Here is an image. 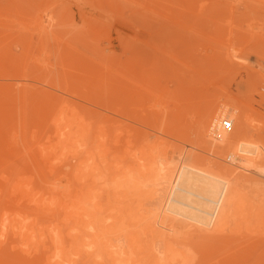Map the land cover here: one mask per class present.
Returning a JSON list of instances; mask_svg holds the SVG:
<instances>
[{
  "label": "rangeland",
  "instance_id": "obj_1",
  "mask_svg": "<svg viewBox=\"0 0 264 264\" xmlns=\"http://www.w3.org/2000/svg\"><path fill=\"white\" fill-rule=\"evenodd\" d=\"M12 1H14V0H12ZM12 1L11 0H8V1L7 0H0V9H1L0 11L2 12L0 14L4 18L5 13H7V11H8L7 14H9L10 17L6 14L8 17L4 18V20L7 21V20L11 19L9 21V23L6 22L7 24H10L11 26H9L7 24L4 25L5 24V21H4V24L0 22L1 23L0 24V157L1 158H4V161L7 160V163L6 164L10 163L9 161H16V160L19 161L21 159L22 160H25V162H26V159L31 162V158L28 159L29 156H28V153L26 152V146L27 145H28V148L30 146L32 148V149L30 148V150L33 151V149L35 150L36 145H39L41 143H44L45 144L46 142H48V136H49V139L51 138L50 139V142H52L51 141L52 138L53 139L56 138L55 137L56 135H53V133L55 132L53 129L54 128L58 129V125H55L54 124L55 119L56 120L61 119V118H59L60 115L59 116L57 115L58 119L57 118H55V119L53 118L54 121L52 120V117H54V115H56L58 111L60 113L61 110H62V113H63V111H65L64 113L66 115L68 113H70L71 114L70 116H72V114H73L72 120H74V117L77 116V114L79 116L80 115L79 113H81L82 115L84 113L87 116L90 113L93 117L95 116L96 119H98L97 117H99V120H100L101 119V117H100L101 115L99 114V112H102V116H103L104 119L102 118L100 121L98 120L97 123L98 122H100V123L102 122L103 123V120H104V123H105L106 122L105 120H110V119H105L106 117L108 118L109 116L110 117H113L114 116L113 117L114 119L111 118L112 119V122L110 120V121L106 122L107 124H104L103 123L104 126L109 125V128L112 129L114 127L113 126V124H114L113 121L117 117V115H114L113 112H115V110L118 109V107H119L118 105L120 103L122 104L123 99H124L123 98L122 101L120 102L119 101V97L118 98H115V99H118V102H119L118 105H116L117 103L115 104V101L113 102V100L111 99V98H114L116 96L115 95L113 97V95H111V94H115V93H111V91H108V92L106 91V90H108L109 87H110L109 90H112L113 86L115 84H118L116 82L113 83L115 81L114 79H116V78H114V75L115 74L117 75V73H118L116 70H115L116 72L113 71L114 68L116 69V66L115 65H117V63H118V60H116V59H118V58H122L123 61H130L133 66L136 65V64H139L137 66H140V64H141L142 65L141 66L142 68L145 67L143 70H140V67H139V70H140V73L139 74L140 75H141V73L143 74V71L146 68H147V72H148V70L152 67L151 68V70L153 69L152 73H154V69L157 70L158 68L159 69H162L163 68L162 71H163V74H165V77H164L163 74L160 75L162 77H160L159 74H157L156 76H157V78H159L158 79L159 82L158 81L157 82L159 84H157L156 82H154V83H156L155 86H154V83H152V85H153V88L152 89H154V91H151V87L148 88L150 90V92H152V94H154V97L155 98L153 97V99H152V97L150 99H147V96L144 95V93H145L144 92L145 91L144 89H143L144 90L143 91L144 93L141 92L142 91L141 89L139 90V88H141V87L144 86V82L145 81L142 83L143 86H142V84H138V82L143 81L142 78L144 76L142 75L143 77H141L140 80H139V77H138V80L136 79L138 82H135V83H137L141 87L140 86L137 87L138 85H136L135 87L138 88V90L134 86L133 87L137 91L140 92V93L138 92L139 93V96H141V93H143V96L144 97L146 96L145 98L147 99V101H145L146 99H144V101L143 100H141V101L139 100L140 102L138 101V99H141V98L138 97V95H136V93H137L136 90L135 91L130 90V89H132V87H131L132 85L131 86L130 85L128 86V83L130 81L127 82V83H125L126 80H127L126 77H125V82L124 83L120 81L122 83L121 85L124 86V84H126L125 86H127V87H124L125 90H126V88H128V91L130 90V92H127V94L128 93H131V91L135 92L134 97L136 96L137 98L135 99L133 97V99H135V101L137 100V103H136L137 105L134 102H132L133 105H131L132 104L131 103V100H133V99H129L128 100V95L125 92H123V93H125V94H123L120 91V94H121L120 97H122V94L123 95H126L125 98L127 99V101H129L127 103V109L128 110H131L132 109L131 112H133V115H132L133 117H131V116L130 117H131V119L133 118L132 119L133 121L130 120V118H127L129 116L128 115H125V114L124 115L128 119L127 121L124 120V119H126L125 117L124 118L117 117L116 120L119 118V119H123V121L121 123H125V121H126V123L129 124L128 122H130L131 123V126L129 128H131L133 130H135L134 128H136V127L139 128V129L142 127V129H141L142 132L141 133H143V131H147V132H150V131L152 132L153 131V133H151V135H150V133H148L150 136L146 133L151 139L154 138V136L152 134H155V135L157 134L156 139H158V141H159L158 136L160 137V140L162 139V136H163V139L165 140V142L167 141L166 139H170V141H174L176 143L178 142L177 144L182 143V145L179 144L180 146L179 147H176V145L173 144L174 142H171V145L176 147V148L175 147H171V148H174L175 150H177V148H178V150L182 154V156H184L185 153H188L189 154L190 151H193V150H190V146H191V143H192V139L194 140V134L192 132V130L194 128L192 129V127L190 125H192V126L195 125V121H196L195 118H197V115H199V117H200V112H201L200 111V109H201L200 107H203V106H200V105L206 104V103H203V101L206 102V100L208 101V99L212 100V96L209 97V95L212 94V93L209 94V92H211L210 90L213 88L212 85H209V87L208 86H204V87L198 88V89H200V91H202V90L206 91V92H204V91L203 92H200L199 90H197V93L198 94L196 93V91H194V90H192L190 88H193L191 86L195 82L199 81L203 77V74H205L204 72H207L210 69H211V71L214 69V71L212 72L213 73V76L215 75L214 77H216V80L217 79L219 81L222 80L221 82H223V84L226 83L227 86L225 84L224 85L227 88L231 84L232 87H229V88L230 89L232 88L234 91H232V89L229 90V88H228V90L231 92L230 94L233 97V99L236 98L237 100H241L249 108H252L253 111H251V109H250V113L252 112L251 115H252L253 118H251V119H253V120L250 119V121H252V122L249 121V123H251V127L252 126H255V127L258 128V126H261L260 124H262V122H264V65H262V63H264V0H41V2L39 4L35 5L36 8H37V6H40V9H41V12H40V14L38 16V17H40L39 18V22L41 24H43L44 26L47 27V34H43L41 36H40V33L37 30H35L34 25H32V22L33 21H32V18H31L32 16L35 15V13H36V11H37L38 8L37 9L36 8L34 9V5L33 6L31 5L32 7H30V5L27 4L28 7H30V9H28L29 10L28 11L27 8H26L27 5L23 8V6H24L23 5L24 3H22L23 0H21V3L18 2V1H20V0H18L17 1V5L21 7V8H19V7L18 8L20 9V11L22 9V12H18V9L15 10V11H13L12 8L13 9L14 8L16 9L17 5H15L16 4L15 1L13 2V4H14L13 5L12 4ZM48 1L51 4H46L45 5V3H48ZM8 4H12V5H10L11 7H9ZM41 4H42V6H41ZM3 8H5L6 10H4ZM10 8H11V10H10ZM25 8H26V10L24 11L23 9H25ZM33 10H35V13L34 14H33V12H31ZM9 11H10L11 15H10ZM16 11H17V13H15ZM23 11L26 13V15L25 14H22L21 16H25L24 18H27L28 20L27 19H24L23 17L20 16V13H24ZM3 12H5V13H3ZM31 14H32V16H31ZM27 15L28 16L30 15L31 17L29 16L30 17L29 18V17H27ZM17 16H19L20 18L17 17ZM142 17L145 18V19L147 18V19L144 20ZM3 18L0 16V20L1 21L3 20ZM6 30H8V31H6ZM2 32H4V33H2ZM144 53H145V55L147 54V58L148 59H146L145 56H144V59H146V60H143L142 59L143 56H141V61L138 60L137 58H140V55H142V54L144 55ZM191 54H192V56H190ZM184 56L186 57V59H185ZM227 56H229L231 58V61H232V62L230 61L231 62V65L229 64L230 62L228 61L229 59L227 58ZM183 57H184V59L182 60ZM105 58H107V59H105ZM101 60H105V61H101ZM186 62H187L188 65L186 64ZM225 62H228V63H225ZM134 63H136V64H134ZM92 64H96L99 67L100 70L98 69V67H96V65H92ZM232 64L235 65V66H232ZM237 64H238V69L236 68V65ZM172 65H174L175 68H173ZM178 65H179V67H178ZM180 65L183 67L182 72H181V70L178 69V68H180ZM191 65H194V67L191 66ZM220 65H222V67ZM92 66H94V67H92ZM110 66H112L114 68H112ZM219 66H220V68H219ZM166 67H168V68H166ZM184 67H185V71L186 72L184 71ZM196 67H197V69H196ZM198 67H199L200 70L198 69ZM231 67L232 68L235 67L236 70H239L237 72V75H236V72H234V71H236V70H234L235 68L232 69ZM240 67L242 68V70H240L241 69ZM105 68H107V69H105ZM194 68H195V70H194ZM221 68H222V70H225V71H223V74L226 72L224 74V76H223V74L220 73V75H219V73H218V72H220L219 70ZM134 69H136V68H133V70ZM86 70H89V71H86ZM176 70L177 71H180L181 75H180L179 72H176ZM164 71H167L168 73L167 72H164ZM199 71H201V72H199ZM211 71H210V74H211ZM114 72H115V74H114ZM147 72L144 71V73H145L144 75H146ZM111 73H113V75ZM149 73H150V71H149ZM157 73H160V72H157ZM85 74H88V76L85 75ZM94 74H96L95 75L96 76L95 78H96L97 81L95 80L94 76L92 77V75H94ZM100 74L104 77L103 79H101L102 76ZM106 74L107 75H110V76H113V77H108L110 79V80H108ZM131 74H132V72H131ZM185 74H188V76H185ZM206 74H208V73H206ZM89 75H90L91 78L89 77ZM136 75H135V78H137ZM140 75H137V76H140ZM118 76L119 75H117L116 77L117 78H120ZM147 76L148 75H146V77ZM154 76H155V73H154ZM168 76H169V78H168ZM70 77H71V79H70ZM98 77H99V79H101L100 81H98V79H97ZM132 77L133 76H130L129 78L131 79ZM146 77H144V79ZM149 77H150V74H149ZM171 77H172V80H171ZM175 77H176V79H175ZM67 78H68V80H67ZM72 78H74V79H72ZM105 78H107V79H105ZM122 78H124V76ZM187 78H189V79H187ZM78 79H80V83H78V81H79ZM195 79H197V81H195ZM88 80H89L90 83L88 82ZM133 80L135 81V79H133ZM151 80H153V78ZM189 80L193 81L192 82V85H190L191 82ZM116 81L119 82V80H116ZM148 81H150V80H148ZM162 81H163V84L165 86L162 84ZM170 81H172L173 83L170 82ZM186 81H189V82H186ZM67 82H68V84H67ZM107 82H109L108 83L109 86L107 85V87H106ZM185 82L186 83H189V84H186ZM94 83H95V85H94ZM110 83H112L113 85L112 84L110 85ZM78 84H80L81 86L78 85ZM101 84H103V85L105 84V85L102 86ZM129 84H133L134 85V83H129ZM148 84H151V83H148ZM148 84H146V85L148 86ZM161 84H162V86H161ZM203 84H204V82H203ZM89 85H91V86L93 85L92 86L93 88L91 86H89ZM173 85H175V86H173ZM177 85H178V88L181 89V90H179L176 87ZM94 86H95V88H94ZM96 86H98L100 89L98 87H96ZM116 86L117 85H115V87ZM157 86H158V88H160V90H158V92L156 93L157 90L155 88ZM163 86H164V88H163ZM170 86H171L172 89L175 87L173 89V92H171L172 89L170 88ZM167 87H168V89H167ZM89 88L92 89V90H89ZM96 88H98V90L99 91L101 90V91L99 92ZM119 88H121L120 85H119ZM119 88H117L118 89L116 91L117 93H119ZM145 88H147V87H145ZM182 88H184V89H182ZM102 89H106V90H104L105 92H103L104 94H102ZM148 89H146V90H148ZM164 89L168 90V92L166 90H164ZM94 90H96L97 93ZM120 90H122V89H120ZM81 92H83V93H81ZM133 92H132V95H133ZM199 92H200V94H199ZM94 93H96V94H94ZM105 93H106V95H105ZM176 93H178V95ZM152 94L149 95V96H153ZM206 94H209V95L205 97ZM129 95H130L129 97H132L131 94H129ZM169 95H170V98H173L175 101H173V99L171 100L169 98ZM176 95H177V99L175 98ZM159 96H160V98H159ZM191 96H193L194 98L192 99ZM179 97L182 98V99H180ZM204 97L207 98V99H205ZM88 98L89 99L91 98L90 99V102L88 101L89 100ZM108 98H110V100L112 102ZM178 98H179V100H178ZM213 98H215V97H213ZM151 99H152L153 103H154V101H156L155 102L156 104L151 103V101H150ZM156 99H158L159 102ZM103 100H105L107 102L104 103L105 101H103ZM170 100H171V102H170ZM181 100H183L182 101L183 103L181 102ZM189 100H191V101H189ZM97 101H100V102L102 101L101 104L103 105V103H104L105 106L104 105L103 106L99 105L100 103L97 104ZM229 101H231V100H228L227 103L230 104ZM92 102H93V104H92ZM73 103H75V105ZM94 103H96L98 106L95 105ZM112 103L115 104V109H114V106H113L114 104H112ZM125 103H126V101L123 104H125ZM139 103H141V106H140ZM143 103H145L144 104L145 106L142 105ZM179 103H180V105H182L181 106L182 108L179 107L180 105L179 106L177 105ZM191 103L193 105L194 104L195 105L197 104L200 109L197 107V105L196 106L195 105L193 106V105H191ZM107 104L109 105V108L107 107L108 106ZM129 104H130V107L133 106L132 108L129 107L130 109L128 108V105ZM157 104H160V107L159 108L157 107L158 106ZM161 104H163L162 105L163 108L167 104L164 112L162 111L163 109L161 107ZM231 104H232V101H231ZM82 105L85 106V109L83 108ZM110 105H112L113 107L110 106ZM125 105H123L121 107H123L126 111H128L124 107ZM154 105H156L157 110H159V111L161 110L162 111L160 113H163L164 114V115L162 114L160 116L162 118L164 117L163 119L158 117L159 116V111L157 112L156 107L154 108ZM87 106H88V108H86ZM116 106H117V108H116ZM192 106L194 108L195 107L196 108L193 110ZM110 107H112V108H110ZM141 107H144L145 109L144 108H141ZM146 107H147V109H150V107H151V109H153V108L154 109L153 110L150 109L151 110L150 111V110H146ZM185 107L188 110H189V108H190V110L192 109L191 110L192 113L190 112L191 113L190 114L188 112V110H186L187 112L185 111V113H184L182 110H185L184 109ZM74 108H76V109H74ZM81 108H83L82 110L84 112H81ZM139 108L144 109V110L141 111V109L139 110ZM170 108H171V110H170ZM97 109L99 111H97ZM106 109H108V110L110 109V110L108 111ZM121 109L119 107V111ZM135 110H137V113H138L137 115L139 117L138 116L136 117V115H134V114H136V111ZM167 110H168V112L171 111V113L167 114L168 112H165ZM172 110L174 111V113H178L177 114L178 122H177L176 118L173 119L174 117H176V115L174 113H172L173 112ZM197 110L200 111V112H198ZM116 111H118V110H116ZM124 111H122V112H124ZM147 111H148L149 114L146 113ZM104 112L107 113V114H105ZM140 112H142V113H140ZM64 113L62 114V115H64L63 117H66L67 118V116L69 114L66 116ZM125 113L127 114L128 112H125ZM129 114H131V113H129ZM140 114H141V116L143 114H146V116L143 115V116H145L144 119H143V116H142L141 122H143V123H141V122L138 123V121H140V119H141ZM150 114H151V117L149 119L148 116H150ZM173 114L175 115L174 117H173ZM179 114H181V115L185 114L186 117L187 116L188 117L186 118L183 115L184 116L183 117V121L180 122L179 119L181 118L180 117L181 115L179 116ZM195 114H196V116H195ZM96 115H98V116H96ZM169 115H171V116H169ZM78 116H77V118L75 117V119L78 120V118L81 115L79 117ZM60 117H62V116H60ZM84 117L85 116H83V118ZM154 117L155 118L158 117L160 120L158 118L157 119H153ZM66 118H63V119L66 120ZM81 118H82V116H81ZM87 118H85L86 121L88 120ZM151 118L153 120H155L154 122L152 121V124H151V120H152ZM168 118H170V119H168ZM171 119H173L175 121H173V120L171 121ZM192 119H193V121L190 122ZM197 119H199V118H197ZM65 120H63L62 122H64ZM67 120H68V118H67ZM69 120H71V117L69 118ZM72 120H71V123H73ZM77 120L75 121V123L77 122ZM82 120H84V119H82ZM89 120L92 121V122H94L93 119L91 120V118ZM118 120H117V123H119V124H116L115 123V125H116L115 127L116 128H117V125L119 126L121 124L120 123L121 120L119 122H118ZM136 120H137V122H136ZM156 120H157V122H159L161 120H164V121H162V123L164 125H162L160 122H159L160 123V125H159V123H157ZM167 120L168 121L170 120L169 121L170 123ZM180 120H182V119H180ZM66 121H65V124H66ZM80 121L78 120V124L81 123ZM86 121L85 120L83 121L84 122L83 125H85V123L88 125V123ZM144 122H146V123H144ZM164 122H166V124ZM174 122L176 124H174ZM186 122L187 123L190 122V124L189 123L187 124ZM67 123H68V121H67ZM71 123H68V124H71ZM75 123L71 124L72 126L71 125L70 126L73 127V125ZM97 123H96V125H97ZM111 123H112V126H111ZM136 123H138V124H136ZM149 123L151 124V126H148ZM156 123H157L158 126L153 125V124H156ZM168 123H169V126L171 128L167 127L168 126ZM171 123H173L175 126L173 124H171ZM61 124L63 125V123H61ZM139 124H141V125H139ZM144 124H145L146 127H144ZM83 125H80L79 124V126H82V127H84L86 129L87 127H85ZM165 125H167V126L165 127ZM61 126L59 124V128L62 130L64 128V125L62 126L63 128ZM94 126H95V123H94ZM163 126H164V130H163ZM185 126H187V127L189 126L188 127L189 129L186 128ZM249 126H250V124H249ZM100 127L101 126H99L98 130H95V128H94V133L93 134H95V132H97L96 135L99 134L98 131H100ZM115 127L113 129H116ZM124 127H128V126L124 125ZM151 127L152 128L157 127L156 129H158V127H159V130H157V131H156V129H154L155 131L154 130H151L152 129ZM92 128L90 127V129H92ZM107 128L108 127H105L104 129H107ZM167 128H169V129H167ZM60 129H58V130H60ZM65 129H67V131L70 130L69 128H66L65 127L63 129V131ZM88 129H89V127H88ZM104 129H103V131H104ZM143 129H145V130H143ZM160 129H162L166 134L164 133V135H161V134H163V132L161 134L158 133V131L159 132L162 131V130L160 131ZM45 130L47 132L46 135H45ZM71 130H73V128H71ZM78 130L79 129H77L76 132H78ZM80 131H79L78 134L76 132L75 133L77 135L83 133V132L80 133ZM90 131H92V130H90ZM103 131L102 132L100 131L101 134H104L105 133ZM105 131L109 132L111 130H105ZM113 131L114 130H112V132ZM122 131L125 132V130H122ZM130 131L131 130H129V132ZM177 131H179V133ZM184 131L186 132V135H188V136L184 135V133H185ZM49 132L54 137L51 134H49ZM134 132H136V131H134ZM114 133L116 134L115 131H114ZM125 133L128 134V132H125ZM169 133H171V135H173V137L170 136L171 137L170 138L169 136H167V135H170ZM176 133H178V134H176ZM54 134H57V133H54ZM93 134H92V136L94 137ZM108 134L109 133H107V135ZM129 134H131V133H129ZM139 134H140L139 132L138 133H135V135H138L139 137H140V135L141 136L143 135V134H140V135ZM144 134H145V132H144ZM44 135H45V137H44ZM50 135L52 137H50ZM96 135H95V137H96ZM107 135L105 134L103 137L101 135H98V136L101 137V138H103L104 140L105 139H108L109 140L111 138L112 134H109V136H110L109 138L107 137ZM89 136H90V132H89ZM98 136H97V139L96 138H93V137H90V138L96 139V140H94V142H91V143H90V141H92L93 139L91 140L89 138L90 141H88V138H87V140H85V142H84V141H82L83 138H82V140H80L81 138H79V140L82 141V142H80V144L81 143L82 144L83 143L87 144L86 141H88L90 143V145H89L90 149L89 150L93 151L94 147H96V146L98 147V144H95V142H99L100 141V140H98L99 139ZM123 136H124V133H123L122 137ZM151 136H153V137H151ZM104 137H106V138H104ZM133 137L135 138V136H133ZM164 137H166V138H164ZM191 137H192V139H191ZM112 138H113V136H112ZM126 138H129L130 139L132 137L131 136L128 137V135H126ZM134 138H132V139H134ZM143 138H142V140L141 139L140 140L143 141ZM146 138H147V136L145 137V139ZM173 138H174V140H173ZM177 138H182V139L176 140ZM186 138L187 139L189 138V139L187 140ZM103 139H101V141ZM156 139H155V141L154 140L153 141L156 142L157 141ZM36 140L38 142H41V143L38 144V142H37L35 144L34 142H36ZM40 140H42V141H40ZM112 140L115 141L114 138ZM112 140L110 139V141H109V142H111L110 144H112ZM134 140H131V141L133 142ZM136 140H138V141H136ZM136 140L135 141L138 142V146L141 145V147L139 146L140 147L139 149H141L142 146H143V149H141V150H144L145 152L148 151L147 153H145V156L146 157L143 159V161L141 160L142 162H144L145 160H147L149 158L147 156L150 155L149 152H150V149L152 150L153 145H154V147H153V150L152 151H153V153H155L154 151H156V149L154 150V148H157L163 142L162 140H161V143H159L157 141L156 143L158 145H156L154 142H152L153 145L150 144L149 145V148H148V143H149L150 140L148 139L149 141H147V139H146V141L148 143L146 141H144V143L145 142L147 143V148H144V145L145 144H143V142L140 143L139 138L136 139ZM186 140H187V142H186ZM190 140H191V142H190ZM183 141H185L186 143L184 144ZM53 142H57V139H55ZM103 142H105V141H103ZM109 142H107V143L105 142V145L102 144L103 147L101 149H98V150L96 149L97 151H100V153H101V154L100 153L98 154L99 157L100 156L102 157V158L100 157V160L101 161L103 159H105V156H106L105 161L109 157V154L108 153H106L108 156L106 154H103L106 151L105 152H101V151H104V150H108L109 149V146H110ZM132 142H130V143H132ZM136 142L135 143L133 142V145L136 144ZM32 143H34L35 146L32 145ZM168 143L170 144V142H168ZM24 144L26 145L25 147H24ZM46 144H48V143H46ZM78 144H79V142H78ZM91 144H94V146L91 145ZM108 144H109V146H108ZM187 144H189V148H187L188 147ZM136 145H135V147L137 148L138 146H136ZM166 145L167 144L161 145V146H159V148L161 149L162 146H165L163 148V149H165L166 148ZM40 146H42V145H40ZM46 146H43V147H45V149H46ZM100 146L101 145H99V147ZM105 146L108 147V149H105L106 148ZM183 146H184V148H182ZM89 147L87 146V150H88ZM114 147L116 149V146H114ZM77 148H79V147L77 146ZM111 148H113L112 145L110 146V149L109 150H111ZM133 148H132V152L131 153L129 152L128 154L131 155L134 152L133 150H135V153L138 152L137 154H140L139 152L142 153V151H139L138 148L137 149L136 148L133 149ZM159 148H157V149H159ZM192 148H193V144L191 146V149ZM115 149L114 150H111V151H113V152L114 151H117ZM117 149H118V146H117ZM124 149L125 148H123L122 150H124ZM128 149H129V147H128ZM146 149H149V150H146ZM188 149H189V152H187ZM185 150H187V151H185ZM50 151L52 152V150H50ZM57 151L59 152L58 149H56V151H53L52 152V155L53 156L57 155ZM88 151H87V153L88 154H91ZM128 151H131V150L129 149V150H127V152ZM33 152H35V153H33ZM33 152L32 153L34 155H33L32 160L34 161L36 159V157L39 158V156H38L39 155V152L37 153V149L35 151H33ZM96 152H94V153H96ZM157 152H158V150H157ZM228 152H226V154ZM135 153L133 155H136ZM153 153H152V155H153ZM156 153L154 154V161L155 162H158V160L160 159V154L158 153L159 155H157V157H158L157 158L155 156ZM88 154L85 153V155H87V157H89ZM102 154H103L104 157L102 156ZM128 154H127V156H128ZM142 154H144V152ZM146 154H148V155H146ZM111 155H112V153H111ZM114 155L116 156V153ZM140 155H139V157H137V159H136L137 161H140V158H141ZM58 156H59V154L57 156H55V157L58 158ZM95 156H96V154H95ZM95 156H93V159L95 158ZM112 156H110V159L111 160L112 159H115L114 158L115 156H113V158H112ZM129 156H128V158L130 160V157ZM161 156H162V153H161ZM55 157L54 158L53 157H50V158H53V159H51V160H53V162H54V159H56ZM132 157H133L132 159L135 158L134 156H132ZM18 158H20V159H18ZM38 158L35 160L34 163L33 162L31 163V166H30L31 169L29 168V166L27 165V163L25 164V167H23L24 166V163L23 162H17V161L15 162L16 164H18V166H20L22 164V167L20 166V169H19L23 173V177H21V179L27 180L29 177H32V181L35 182L36 181L35 180L36 177H38L36 175H40L39 172L43 173V175L41 174L40 177L42 176L41 178H43V179L45 178L46 181L43 180V179H40V178H39L40 179V181H39V179L37 178L38 181H36V182H38V183H35L33 185V186H35V185L37 186L38 185L37 188H40L41 187L40 188L41 190L38 189V193L37 194L38 195L40 194V197L41 198H44V196H45V198H47L46 197L47 194H48L47 196L49 197V195H51L50 193H54L55 192V195L56 194H59V195L56 197L54 194H52L51 196L56 197L59 203L57 202L56 198L54 199L52 197L55 200L54 201V204H55V202L57 203V204H55L53 206H57L58 204L60 206L61 203L62 204L64 203L65 207H64V205H62V207L64 208V210H66V209L69 210L70 208L67 207L68 206L67 204L70 203V200L73 201V198H72L73 195L72 194L75 193L74 186H75V184H77L76 187L79 186L80 184L78 185V182L80 183V181L78 179H76V178H74V179L72 178V180H70L71 178H69V179L67 178L68 180H66L61 175V173H59L60 170H58V169H61V165H59V164L57 165V171H59V172H57V171L56 172H53L54 175H55V177H54L53 173L49 171L48 166H46L47 163H48V161H47L46 164L44 163V161L41 163L39 161V160H41V158L40 159H38ZM60 158H63L62 160H64V157H60L59 156V158H58L59 161L61 160ZM138 158H139V160H138ZM95 159L93 161H96ZM110 159H109V161H110ZM132 159L130 160V162H132V163L129 162L128 164L129 165L133 164V165H131L132 167L133 166H136L135 164L138 165L139 162L134 163L135 162L134 161L135 159L134 160H132ZM37 160L42 164V165H40V168H41V170H43V172L40 171V168L37 166V165H39V164H37ZM48 160H50V159H48ZM100 160L96 161V163H99ZM129 160H127V161H129ZM89 161H91V159ZM101 161H100L101 165L99 164L100 165L99 167L103 166V168H104V165H106L105 166L106 167L105 169L108 170V166L109 165L107 166V164H110L111 162L110 163L107 162V164H106L105 161L103 160V164L104 163L105 164L102 165V162ZM112 162H114V160ZM43 163H44V165H43ZM114 163H112V164H114ZM13 164H14V162H13ZM13 164H11V165L9 164V165L4 166V169H6L5 167H8V169H10L11 168L10 166H13ZM16 164H14L15 165V169H18V166L16 167ZM33 164H35V165H33ZM3 165L2 166L0 165V166L3 168ZM43 166H45L46 168H44ZM13 167H12V170L11 171L6 169L8 172H6V170L5 171L3 170L4 171L3 172L2 171V168L0 169V171H2V172H0V174L2 173V175H3V176L1 175L2 176L1 177V180L2 179L4 180V181H1L0 180V185L2 187V188L1 187L0 188L3 189V190H5V191H7V189H9L10 186H11V184L9 185V183L10 182L12 183L14 181V180L10 181V179L12 178V176L14 174L16 176V173L13 172V169H14ZM111 168H114V167L112 166ZM111 168H109V170ZM101 169H102V167H101ZM105 169H103V171L101 170V174L102 173L104 175L106 174L105 175V178L102 177L103 178L102 179L101 178V176H102L101 174H99V175L97 174L98 176H96V177L98 179L95 178L96 181L99 180L97 183H98V185L101 184L100 185L101 188L103 186H104L103 189L106 188L103 191V194H106L108 196V197L105 198V195H103L101 193L102 190L101 191L97 190L98 192H100V194L97 192L100 195V197H98V198L102 202V204H101L98 201V204H99L98 206L100 207V209L106 208V209L103 210L102 213L104 214V212H105L106 214H104V215L107 216V217H109L110 211H111L112 208L109 209L110 211L108 210V208L109 207H114L115 204L117 203L116 204V207H114L115 209H112V211H111V215L113 214V211H114V214H113L114 217H117V218H118V216L121 217L122 212H123V214L124 213L126 214V212H127L126 211V208L127 207H129L130 210H131V208L133 209V212L132 213H134V210L136 212H138L139 209H141L143 211H144V209L145 210H148L149 211V216H150L151 215L150 214L151 211L148 208L149 205H150V203H149V205L147 207L148 209H146V206H145L147 204H144L143 205L144 206V209H143V207H140L141 204H142V202L143 203L144 202L148 203L149 201L145 199L146 198L145 195H142L141 194V196H144V198L143 197L141 198L140 195H138V194H140L137 191L138 189L137 190L134 189V191H132V193L131 192L130 193L128 192L131 195H133L134 193H138L137 195L140 197V200H138L140 202V204H138V205H140V206H138V209L137 210H136V208H137L136 205H132V204H135V201L133 203V200L134 199L133 198H130V197H129L130 199H133V200H131V202L129 201V199H126L127 201H125L124 199L121 198L122 199L121 200L120 197L117 196L118 200L117 201L115 200L116 201V203H115V201H114L115 195H113L114 192H113V194H111V192H110L111 190L110 189H111V187L114 188V186H116V184L115 185L112 184L111 187L109 186V184H110L109 181L112 182V180L114 179V174L112 172L113 170H111V172H109V174H108V171L105 170ZM135 169H137V168H135ZM38 170H39V172H38ZM100 170H98V171L100 172ZM9 171L12 172V174H10ZM15 171L18 172V170H15ZM104 172H106V173H104ZM8 173H9V176L10 177L7 176ZM137 173L135 172L134 174H137ZM18 174H17V176H18ZM107 174L108 175L111 174L112 176L110 175V177H112V178H110V177L107 178V176H108ZM51 175H52V177H51ZM5 176L7 178H5ZM17 176H16V178H17ZM24 176L26 178L27 177L28 178L25 179ZM137 177L142 178L140 175L139 176L137 175ZM16 178H14V179L16 180ZM53 178H55V179H53ZM99 178H101V179H99ZM58 179L61 180V181H59ZM104 180L106 181V183L108 185V186L106 185V187H105V185L102 186V184L105 182ZM138 180H140V179H138ZM141 180L143 181V179H141ZM7 181H9V182L7 183ZM18 181H19V179H18ZM57 181H59L60 183L62 181L66 182V183H62V185H64V184L66 185L67 184V181H68V185H71L69 183H72V181L74 182L73 183L74 186L71 185L73 188L71 186H68V185H66V187H65L66 188V191H68V190L70 191L68 193V195H67V193L66 194L65 193L64 194H60L59 193V191H58L59 190L58 189L59 187L58 186H60V185L57 183ZM153 181H154L153 175H149V177H146V175H144V182L145 183H148L149 182L151 184ZM15 182H17V180ZM53 182H55V183H53ZM99 182H103V183H99ZM4 183H7L6 184L7 186ZM46 183H48V184H46ZM50 183H52V184H50ZM149 183H148V185H149ZM50 186H51V188H50ZM52 186L53 187H58V188H56V189L54 188L53 189ZM46 187L47 188L49 187L48 189H51V190L46 189ZM80 187H81V185L79 186V189H80ZM107 187H109V189ZM147 187L150 188L151 186L149 185ZM42 188H43V190H42ZM62 189L64 190V187H62ZM62 189H60V192L61 193H62V191H61ZM144 189L146 190V188H144ZM113 190H115V188ZM41 191H42V194L39 193ZM107 191H108V194L106 193ZM70 194H71L72 197L70 196ZM65 195L68 198H70V199L69 200L67 198L65 199V197H66ZM110 195H113V198L114 199H111V201L109 200V202H108L106 200L108 198H112V196H110ZM137 195H136V197H137ZM102 196H104V197L101 199ZM58 197H60V199ZM47 199H49V198H47ZM63 199H65V201H67V203L65 201H63ZM137 199H139V198L137 197ZM47 201H49V200H47ZM72 201H71V203H72ZM104 201H105V204L107 203L106 204L107 205L106 207L104 206L105 204H103ZM122 201L124 203L126 202L127 204H123ZM138 201H136V202H138ZM113 202L115 203V204H113L114 206L112 205ZM118 203H120V205ZM87 205H89V204H87ZM117 205H119L120 209L117 208ZM124 205H126V208H125ZM91 206H89L88 209H92V208H90ZM102 206H103V208H101ZM121 206H122V208H121ZM151 206H152L151 210H153V207L155 206V204L153 203V205H152V203H151L150 207ZM34 207L35 206H33V205L30 206V207L27 206L28 212L31 211L32 214L34 213L33 216H32V214H28V216L29 215L32 216L31 219L34 218L33 220L35 222H36L35 219H37L38 221H46V220L49 219V217L42 218V216H39L38 213H36L34 211ZM57 207H54L53 209L51 208V210L53 212H55V213H60V212L61 213H64V210L61 207H60V209L63 210V212L62 211H59L60 209L58 210V212H57V210L54 211V209L55 208L57 209ZM123 208H125V210H123ZM129 208H127V210ZM117 209H119V211ZM121 209L123 211H120ZM106 210H107V212L109 211L108 214H107ZM116 210L118 211L119 214L117 213ZM52 211H49V212L52 213ZM140 211H139V214H142L143 211H141L142 213H140ZM148 211H146V213L144 212L145 213V217L148 215L147 214ZM120 212H121V214H120ZM129 212H131V211H129ZM136 212L134 213V215L132 213L130 214V215H132V220L131 221L133 223H135V226H137V224H138V226H140L139 227L140 232H139V230L138 231L137 230H134V227L135 226L132 225L133 223H131V225L129 223H127V220L126 219L128 218V221H129V217H130V216H128L129 215L128 212H127L126 215L125 214L122 215V217L123 216L124 217L127 216V218L126 217L125 218L123 217L126 220V222H124V224H125V227L126 228L129 227V226H131V228L130 227L127 228L128 230L125 229L124 225H122L121 222L118 223V224H114V229L116 228L115 230L116 231L119 230V232H116L115 231L114 234H112L113 237H115V235L116 236L117 235L119 236V235L123 234L124 231L125 232L130 231L131 233L128 232L129 235L127 233H125V232L124 233L127 234L128 236L132 237V238H129L125 234H124V236H126L127 238H122L121 236H123V235H121L119 237L117 236L118 240H120V242H123L124 241V244L125 245L128 243V242H126L127 240H125V239H128L129 238V242L132 245V247H131L130 246V243H129V245L127 244L126 246H124V244H123L124 249L126 251L124 254H126V256L124 258L123 257L124 254H123L121 256L122 257L121 260L122 261H125V260L128 261L127 259H129L130 258L129 256H131L132 261H134V259L136 260L133 264H136V262H138L137 264H139L140 261L142 262L141 264H156L158 262L160 264H165V263L168 264L169 262H165L167 259H164V257H163L164 254L157 255V256H159L158 257L159 260H155L156 257H154L155 258L154 259L155 261L154 260L151 261L153 258H147L148 255L146 253L148 251L152 250L153 245L156 243L155 241L158 242V240H155L156 239L155 238V239H153V242H150V241H152V239L149 237L151 240L149 239V241L148 240L147 241H148L149 244L152 243V245L150 244V247H152V248L149 250L148 248H150V247H149L148 243L146 244V241H145V239H146L145 237H148V235H146V234L143 235V233L146 230L144 231L145 227H144V229L141 227L142 226L141 223H143V221H142L143 219H141V217L144 216V213L141 215V217H140V215L139 216L137 215V217H136V215H135V214H137ZM9 214H11V213H9ZM103 214H99V219H100L99 220V222H100L99 225L100 226H104V225L107 226V224L108 223L110 224L111 222L106 221V219L102 220L105 217V216H103ZM133 216H135L137 219L135 217H133ZM123 218H122V220H123ZM58 219L60 220V217L58 215L54 217V220H58ZM130 219H131V217H130ZM134 219L137 220V221L135 220L137 223L134 221ZM138 220H140V224L141 225L138 223L139 222ZM109 221H111V220H109ZM55 222H57V221H55ZM66 223H68V222H66ZM239 223H240V221H239ZM69 224H65L66 225V227L64 226V228H65L64 231L65 232H67L68 229L72 227L71 222ZM240 224H241L240 227H242V223H240ZM67 225H69L71 227H69V226L67 227ZM126 225H128V226H126ZM231 225H229L228 228L231 227ZM120 226L124 227V229L121 228ZM237 227H239V226H237ZM254 227L255 226L252 227L253 229L252 228H247L246 232L244 231L245 229H243V227H242L241 229L243 230V233H240L241 232L240 230H236V231H238V233L240 235L241 234H242V236L245 235L241 239L239 237V239L241 241L240 240L239 241L237 240V237L238 236L235 238L238 241L237 244L239 245V246L236 245V247L238 246L240 248H243V250L244 249L245 250H244V252H242L243 250L241 251L239 248L234 247L238 251L240 250L241 253H242L241 255L244 256V258L243 257L241 258L240 257L241 255H239V258L240 259H238V260H240V262L235 261V260L233 262V261L230 260L234 264H264V251H262V250H264V245H262V244H264V238H262V237H264V233H262V232H264V229H262L264 227H262V228L259 227V229L256 228V227L254 228ZM66 228H68V229H66ZM118 228H120V229H118ZM114 229H113V231H114ZM136 229H137V227H136ZM236 229H238V228H236ZM230 230H232V229L229 228V233H230ZM260 230H262V231H260ZM226 231L228 232V230H226ZM226 231H225V235H227V234L229 235V233H226ZM253 231H254V233H253ZM132 232L135 235L132 234ZM233 232L235 234H237V232H235V231H233ZM247 233H250V235L248 234L250 237L247 236ZM131 234H132V236H131ZM136 234H140V235H138L139 238L138 237H136V238L140 239L141 241L140 240H136V238H134L136 236ZM141 236H142V239H144L145 243L140 238ZM231 236H232V234H231ZM231 236L230 237L229 236H226L225 237L226 240L225 241L223 240L224 243L228 240V238H230L231 241L233 242L234 238L232 240ZM235 236L236 235H233V237H235ZM256 237H258V238H256ZM119 238H122V240L119 239ZM37 239L38 238H35V239L33 238V241H31L32 240V238H31V240H29L27 242L24 240L27 243V246H25V247H23L21 245H20V247L19 246L13 247L12 244H8V243H10V240H8V243L6 242L3 246L0 245V252H1L0 253V257H1V261L2 262L4 261L3 264H5V263L6 264H28L29 262H30L29 264H43L42 260H43V258L45 256V255H43L44 254V250H45L44 249V246L47 245V244H45V242L46 243L49 242V239L46 237L47 240H43L44 242H42L40 240L41 238L38 239L39 241ZM43 239H45V238H43ZM192 239L194 240V238H192ZM179 240L180 241L181 240L184 241V238L183 239L180 238ZM179 240H177V241L175 240V241L176 242H179ZM36 241H38V244H37ZM40 241L42 242V245L39 244ZM131 241L133 242V244L135 246L138 245V249H137V251L135 253H134L133 250L134 249L136 250V247L132 244ZM135 241H137V242L140 241L142 244L147 245V247H146L147 249L145 247L143 248L144 245H141L140 242L137 244ZM187 241H184V242H187ZM223 241H222V243H223ZM160 242L161 241L159 240V242L157 243V246H158V244L160 245ZM195 242L193 241L192 243L195 244ZM218 242H220V241H218ZM228 242H226L225 244L227 245ZM173 243L175 244V242H173ZM189 243H191V242H189ZM231 243L229 242L228 245L231 244ZM181 244L182 243H180V245H178V247H177V250L179 249V251H178V254L179 255L176 252L177 250H175L177 245L176 246L173 245L175 248H173V250L171 252H167L169 254V256H167V258L171 260V261L169 260L170 261L169 264H176L177 261H178L177 264H195V263H198L199 259L201 261V259H202L201 257L202 256L205 257L204 258L205 261H203V263H198V264H215L214 263L215 261L218 262V263H220L221 261H224V260L218 261V258L219 259H222V258L224 259V256H225L224 264H225V262H226V264H229L227 262L229 261V259L231 258V256L234 254L229 249L230 251H226V252L227 253L230 252V255L232 254L231 256L229 254H228V256H226L224 253H223L224 256L222 255L223 257L217 256L216 255V252H218V250L220 251L221 249H223L220 246L222 245V247H224L223 246L224 244H221L220 246H217L219 244L218 243L215 246H210V252L209 253H208V249H209L208 247H209V245H208V247H207V245L205 246L208 249H205V247L203 248L202 245H201L202 247L199 245L200 247H198V248H199V252L200 253L198 252L199 253L198 254L199 257H196L197 256V253L196 252L190 253L189 255H186V253H188V252H185V250H184L185 253L183 254V251L181 250L183 244L182 245ZM193 244H191V246ZM233 244H232V246H235ZM38 245H41V247L39 246V248H41V249H39V248L37 249ZM127 246L130 247V248L128 247V250H127ZM139 246L140 247L142 246L140 248L141 250H139ZM162 246H163V244H162ZM179 246H181V247L179 248ZM189 246L190 245H187L186 246V243L183 245V247L186 248V249H189L188 248ZM216 246L217 247H220V249L216 248ZM244 246H246L248 249L245 248ZM21 247H23L24 250ZM35 247H36V249H35ZM194 247H195V245H194ZM214 247L216 248L215 250L212 249ZM15 248H16V250H15ZM17 248H18L19 251L17 250ZM196 248H197V246H196ZM201 248L203 249V251L206 250L207 253L204 252L205 253L204 254L205 256L202 253L203 251L201 252V250H202ZM224 248H227V247L225 246ZM234 248H231V249H234ZM27 249H28V251H27ZM130 249H131V252H130ZM190 249H191V247H190ZM190 249H189L190 252H193L194 251V250H190ZM144 250L146 251V253H145ZM237 250H234V251H236L235 253L237 255V256H235L236 259L238 257V254H237L238 251ZM246 250H247V253H246ZM141 251H144V252H142L143 254L141 253ZM180 251L182 252L181 254H180ZM211 251H213V252H211ZM138 252L140 254H142V255H140V257H138V254H139ZM127 253L129 255H127ZM218 253H220V252H218ZM132 254H134V255H132ZM166 254H165V257H166ZM192 254L195 255V258H193V259H196V258L198 259L199 258L198 261L197 260H194L195 261L194 262L192 260V258H189V257H191ZM220 254H218V255H220ZM12 255H14V256H12ZM170 255H171L172 258H169ZM214 255H216L218 258L215 257ZM71 256L72 255L69 256V254H68L66 257H71ZM143 256H145V257H143ZM209 256H210V258H208ZM5 257H6V259H5ZM160 257H162V259ZM187 257L190 260H188ZM227 257L229 258V259H227L228 261H226V258ZM233 257H232V259H233ZM142 258L143 259L145 258L146 261L143 260ZM183 258L186 259V260L184 262H181V261L184 260ZM172 259H173V261H172ZM178 259L179 260L181 259V261H179ZM209 259H210V261L207 262ZM2 262H0V263L2 264ZM233 263H231V264H233ZM79 264H84V263L80 262Z\"/></svg>",
  "mask_w": 264,
  "mask_h": 264
},
{
  "label": "bare ground",
  "instance_id": "obj_2",
  "mask_svg": "<svg viewBox=\"0 0 264 264\" xmlns=\"http://www.w3.org/2000/svg\"><path fill=\"white\" fill-rule=\"evenodd\" d=\"M8 1V0H7ZM12 1V0H11ZM15 1V5H17V1L18 0H14ZM14 1H12V4H13V2ZM24 1V2H23ZM22 1V3H24L22 6H23V8L28 4V5H30V7H32L33 5H34V9L36 8V6L35 5H37V4H39L40 2H41V0H23ZM18 2H20L21 3V0L20 1H18ZM44 2V1H43ZM3 3V2H2ZM26 3V4H25ZM12 4H8L9 5V7H11L10 5H12ZM46 4H51L49 1H48V3H45V5ZM14 5V4H13ZM28 5H27V10L28 9H30V7H28ZM32 5V6H31ZM3 6V5H2ZM41 6H42V4H41ZM6 7V6H5ZM21 8L20 6H18L17 5V7H16V9L14 8H12V10L13 11H15V10H17L18 9V12H22V9H21V11H20V9L19 8ZM49 7V6H48ZM26 8L25 9H23L24 11L26 10ZM38 8V9H37ZM37 11H36V13H35V10H33V11H31V12H33V14L35 13V15L34 16H32V14H31V18H32V25H34V28H35V30H37L39 33H40V36L41 35H43V34H47V27L46 26H44L43 24H41L40 22H39V18L40 17H38L39 16V14H40V12H41V9H40V6H37ZM4 10H6L5 8H3ZM1 10V9H0ZM3 10V11H4ZM8 10V9H7ZM10 10H11V8H10ZM12 11V12H13ZM23 11V12H24ZM29 11V10H28ZM43 11V10H42ZM30 12V13H31ZM0 13H2L1 11H0ZM3 13H5V12H3ZM7 13H8V11H7ZM7 13H5V15L7 14ZM9 13H10V11H9ZM15 13H17V11L15 12ZM22 14H25L26 15V13L24 12V13H20V16L22 15ZM28 14V13H27ZM4 15V18H6V17H8L9 16V14H7L6 16ZM10 15H11V13H10ZM0 16L3 18V16L0 14ZM28 15H27V17H29ZM10 17V16H9ZM12 17V16H11ZM17 17H19V16H17ZM21 17H25V16H21ZM29 17V18H30ZM46 17V16H45ZM4 18H3V20L1 21L0 20V22L1 23H3L4 24V21H5V24L4 25H6L7 23L6 22H8L9 23V21L11 20V19H9V20H4ZM20 18V17H19ZM18 18V19H19ZM57 18V17H56ZM143 18V17H142ZM141 18V19H142ZM8 19V18H7ZM24 19H27V18H24ZM58 19V18H57ZM144 20H146L145 18H143ZM28 20V19H27ZM31 20V19H30ZM16 22V21H15ZM0 23V24H1ZM18 24V23H17ZM23 24V23H22ZM21 24V25H22ZM7 25H9V26H11L10 24H7ZM13 25V24H12ZM20 25V24H19ZM6 31H8V30H6ZM5 31V32H6ZM52 32V31H51ZM50 32V33H51ZM2 33H4V32H2ZM8 33V32H7ZM5 35V34H4ZM3 36V35H2ZM141 56H143L142 57V59L143 60H146V59H148L147 58V54L145 55V53H144V55L142 54V55H140V58H137L138 60H140L141 61ZM144 56H145V58L146 59H144ZM153 56V55H152ZM151 56V57H152ZM187 56V55H186ZM190 56H192V54L190 55ZM189 56V57H190ZM185 57V56H184ZM184 57L182 58V60L184 59ZM194 58V57H193ZM227 58L229 59L228 61L230 62L231 61V58L229 57V56H227ZM105 59H107V58H105ZM185 59H186V57H185ZM188 59V58H187ZM116 60H118V63H117V65H115L116 66V69L114 68V67H112V66H110V67H112V68H114L113 69V71H117L118 73H117V75H119L118 77H120V78H117L116 76V74H115V72H114V78H116V79H114L115 81L113 82V83H118L119 85H120V87L121 88H119V85L118 84H115V85H117L116 87H115V85L113 86V88H112V90H109L110 89V87L108 88V90H106V89H102V94H104L103 92H105L104 90H106L107 92L108 91H111V93H115V94H111V95H113V97L114 98H111L112 100H113V102L115 101V104L116 105H118V99H115V98H118L119 97V101L121 102L122 101V99H123V102H122V104L120 103L118 106L120 107V109L122 110V111H124L125 109L123 108V107H121V106H123V105H125L124 107L127 109V103L129 102V101H127V99L125 98L126 97V95H123V94H127V92H130V90H133V91H135L136 89L138 90V88H136L135 86L136 85H138V84H142L144 81V86L146 85V84H148V83H151V84H148V86L146 85L145 87H147V88H145L144 86H143V84H142V86L143 87H141L140 85H138L137 87H141V88H139V90L141 89L142 91L141 92H143L144 90V95H146L147 96V99H150L151 97H152V99H153V97H154V94H152V92H150V90L148 89V88H150L151 87V91H154V89H152L153 88V85H152V83H154V82H156L157 84H159L158 82V79L159 78H157V74H159V76L161 75V74H163V68L162 69H157V70H155L154 69V73H155V76H154V73H152V71H153V69L151 70V68L148 70V72H147V68L144 70L145 72H147L146 73V75H148L147 77H146V75H144L145 73H144V71H143V74L141 73V75L139 74L140 73V70H143L144 68H142L141 66V64H140V66H137V65H139V64H136V63H134V64H136V65H132V63L130 62V61H123V59L122 58H118V59H116ZM181 60V61H182ZM101 61H105V60H101ZM187 61V60H186ZM184 62V61H183ZM232 62V61H231ZM231 62L229 63L230 65H231ZM100 63V62H99ZM104 63V62H103ZM107 63V62H106ZM131 63V64H130ZM185 63V62H184ZM224 63V62H223ZM225 63H228V62H225ZM101 64V63H100ZM186 64H187V62H186ZM92 65H96V64H92ZM112 65V64H111ZM188 65V64H187ZM137 66V67H136ZM191 66H193L194 67V65H191ZM221 67H222V65H220ZM220 66H219V68H220ZM232 66H235V65H233L232 64ZM89 67V66H88ZM92 67H94V66H92ZM96 67H98L97 65H96ZM103 67V66H102ZM139 67H140V70H139ZM172 67L173 68H175V66L174 65H172ZM178 67H179V65H178ZM182 66L180 65V68H181ZM228 67V66H227ZM132 68V69H131ZM133 68H136V69H134L133 70ZM166 68H168V67H166ZM177 68V67H176ZM180 68H178L179 70H181V72H182V69H183V67L180 69ZM230 68V67H229ZM232 68V67H231ZM235 68V67H234ZM234 68H232V69H234ZM236 68L238 69V64L236 65ZM236 68L234 69V70H236ZM241 68V67H240ZM83 69V68H82ZM92 69V68H91ZM90 69V70H91ZM98 69H99V67H98ZM105 69H107V68H105ZM111 69V68H110ZM196 69H197V67H196ZM198 69H199V67H198ZM216 69V68H215ZM100 70V69H99ZM137 70V71H136ZM165 70V69H164ZM194 70H195V68H194ZM200 70V69H199ZM203 70V69H202ZM227 70V69H226ZM231 70V69H230ZM240 70H242V68L240 69ZM86 71H89V70H86ZM85 71V72H86ZM149 71H150V73H149ZM160 72V73H157V72ZM184 71H185V67H184ZM210 71H211V69L209 70V71H207V72H204L205 74H203V77L199 80V81H197V79H195V81H197V82H195L193 85H192V82L193 81H191V80H189L190 82H191V84L190 85H192L191 87H193V88H190V89H192V90H194V91H196V93H197V90H199L200 91V89H198V88H200V87H204V86H208L209 87V85H212V89L210 90L211 92H209V94L210 93H212V94H206L205 95V97L206 96H208L209 95V97H211L212 96V100H210V99H208V101L206 100V102H204L203 101V103H206V104H204V105H200V106H203V107H198V105H197V107L200 109V111H198V112H200V117H199V115H197V118H199V119H197V118H195L196 119V121H195V125L194 126H192V125H190L191 127H192V132H193V134H194V140L192 139V137H191V139H192V143H191V146H192V144H193V148L191 149V146H190V150H193V151H190L189 152V149H188V151L187 150H185V151H187V152H189V154L188 153H185L184 154V156H182V154L179 152V150H178V148H177V150H175L174 148H171V147H175V146H172L171 145V142H174V141H170V139H166L167 141V143L165 142V140L163 139V136H162V143H161V140H160V137L158 136V138H159V141H158V139H156V137H157V134L155 135V134H152L153 136H154V138L153 139H151L149 136L151 135V133H153V131L151 132H147V131H143V133H141L142 131H141V129H142V127L139 129V128H134L135 130H133V129H131V128H129L130 126H131V123L130 122H128L129 124H127L126 123V121L128 120L127 118H130V120H132L131 119V117H133L132 115H133V112H131V110H128V111H124V112H122L121 110L119 111V107H118V109H116V110H118V111H116L115 110V112H113L114 113V115H117V117H120V118H126V116L125 115H128L129 117H127L126 119H124V120H126L125 121V123H121L122 121H123V119H117L118 120V122L120 121V125L118 126L117 125V128L115 127L116 125H115V123L116 124H119V123H117V120H116V118H115V122L113 121V126L116 128V129H111V128H109V125H106V126H104L103 125V123H104V120H103V123L101 124L100 122H98L97 123V121L99 120V117H97L98 119H96L95 118V116L93 117L89 112V114H88V116L87 115H85L84 113H83V115L81 114V113H79L81 116H82V118H81V116L79 117L78 116V114H77V116L80 118H78V120L81 122V123H79L80 125H83L84 124V120L86 121V119L85 118H87L88 120L86 121L87 123H88V125L85 123V125H83V126H85V127H87L86 129L84 128V127H82V126H79V124H78V120L77 119H75V117L77 118V116H75L74 117V120H72V116H73V114H72V116H70L71 114L70 113H68L67 115L69 116H67L64 112L65 111H63V113L67 116V118H68V120H67V118L66 117H63L64 115H62L63 113H62V110H61V112L59 113V111L57 112V114L56 115H54V117H52V120L54 121V119L55 118H57L58 119V117H57V115L59 116H62L63 118H66V120L68 121V123H71V120L73 121V123H75V121L77 120V122L73 125V127H71L72 125L71 124H73V123H71V124H68L67 123V121L65 120V119H63L62 117H60L59 116V118H61V119H58V120H56L55 119V122H54V124L55 125H58V129H60L59 128V124H60V126L62 125L61 123H63V125H64V128L66 127V128H69L70 130L69 131H67V129H65L64 131H63V125L61 126L63 129L61 130H58V129H56V128H54L53 130L55 131H53L54 133H57V134H54L53 132V135H56L55 137L56 138H52V142H50V139H49V136H48V142H46V143H48V144H44V143H41V142H38L37 140H36V142H34L35 144L38 142V144L39 143H41V144H39V145H36V148H35V150L37 149V153L39 152V158L38 157H36V159L38 158V159H40L41 158V160H39L41 163L44 161V163L46 164L47 163V161H48V163H47V165L46 166H48V169H49V171L50 172H56L57 171V165L59 164V165H61V169H58V170H60V172L59 171H57V172H59V173H61V175L66 179V180H68L69 178H71L70 180H72V178L74 179V178H76V179H78L79 181H80V183L78 182V185L80 184L81 185V187H80V189H79V186H77L76 187V185L77 184H75V186L73 185V181H72V183H69V184H71L72 186H74V189H75V193L74 194H72L73 195V197L71 196V194H70V196L73 198V201L72 200H70V205L69 204H67L66 206L68 207V208H70L69 210L68 209H66V210H64V208L62 207V205H64V203L62 204L61 202V204H60V206H59V204L57 205V206H53V205H55V204H57L56 202H55V204H54V199L59 195V194H56L55 195V192L54 193H50L51 195L52 194H54L56 197H54V196H51V195H49V197L46 195V197L47 198H49V199H47V198H45V196H44V198H41L40 197V194L38 195L37 193H38V189H40V188H37L38 187V185L35 187V186H33L35 183H38V182H36V181H38V179L40 178V179H43V178H41L40 177V175L42 174L43 175V173H41V172H39V170H38V172L40 173V175H36V176H38V177H36V181L34 182V181H32V177H25V179H27V180H23V179H21V177H23V173H22V171L21 170H19L20 169V166L22 167V164L20 165V166H18V164H16L15 162L17 161V162H23L24 163V166L23 167H25V164L27 163V165L29 166V168H30V166H31V163L33 162H35V160L33 161L32 160V158H33V153H35V152H33V151H35L34 149H33V151L32 150H30V146H29V148H28V145L26 146L25 144H24V147L26 146V152L28 153V156H29V158L28 159H30L31 158V162L29 161V160H27L26 159V162H25V160H16V161H9L10 163H8V164H6L7 163V160L6 161H4V158H1L0 157V165L2 166L4 163V165H3V168H2V171L4 170H12V167L15 169V165L14 164H16V167L18 166V169H15V170H18V172H16L14 169H13V172H15L16 173V176H17V174H18V176H17V178H16V176H15V174L12 176V178L10 179V181H12V180H14L12 183L10 182L9 183V185L11 184V186H10V188L9 189H7V191H5V190H3V189H1L2 187H1V185H0V245L1 246H3L6 242L8 243V240H10V243H8V244H12V246L13 247H17V246H19L20 247V245L21 246H23V247H25V246H27V241H29V240H31V238H32V240L31 241H33V238L35 239V238H38V239H40L42 242H44L43 240H47L46 239V237L49 239V242H45V244H47L46 246H44V254L43 255H45L44 256V258H43V260H42V262H43V264H79L80 262H82V263H86V264H133L136 260L134 259V261H132V259H131V256H129L130 258V260L129 259H127L128 261H122L121 260V256L126 252L125 251V249H124V246H126L127 244L129 245V238H132V237H130V236H128L129 235V233H131L130 231H128V232H125V233H127V234H125L124 232H123V234H121V235H123V236H121V235H119V236H121L122 238H127V237H129L128 239H125V240H127L126 242H128L126 245L124 244V241L123 242H120V240H118V238H117V236L115 235V237H113V235L112 234H114V232L116 231L115 229H114V224H118V223H120L121 222V224L122 225H124V227H125V224H124V222H126V220H127V223H129L130 225H131V223H133L131 220H132V215H130L132 212H133V209L131 208V210H130V208L129 207H127V208H129L128 210H127V208H126V205H124L125 206V208H126V211L128 212V216H130L131 217V219H130V217H129V221H128V218H127V216H125L127 219L125 220L123 217H122V215H124L123 214V212H122V214H121V212H120V214H121V217H119L118 216V218L117 217H114L113 216V214H114V211H113V214L111 215V211H112V209H115L114 207H116V201L118 200V198H117V196L118 197H120V199L122 198V199H124L125 201H127L126 199H129V201L131 202V200H133V203H134V201H135V204H132V205H136V210L138 209V206H140V205H138V204H140V202L138 201V200H140V197L142 198H144V196H141V194L142 195H145V199L146 200H148L149 202L148 203H146V202H142V204H141V206L140 207H143V209H144V204H147V205H145L146 206V209H148L149 208V210L151 211L150 212V216H149V211L148 210H145L144 209V211L143 210H141V209H139V211L141 210V211H143V213L145 212L146 213V211H148L147 212V216L145 217V213H144V216H142L141 217V215L143 214L141 211H140V213H142V214H139V211L138 212H136L135 210H134V213L136 212L137 214H135L136 215V217H137V215L139 216L140 215V217H141V219H143L142 221H143V223H141L142 224V228L144 229V227H145V229H144V231L146 232H144L143 233V235H148V237H145L146 239H145V241H146V244L148 243V241H149V239L151 238L152 239V241H150V242H153V239H155V240H158V242H159V240L162 242H160V245L158 244V246H157V241H155L154 243V245H153V248L152 247H150V244L152 245V243H148V245H149V247L150 248H148L149 250L152 248V250H150V251H148L147 253H146V251H145V253L148 255V257L147 258H153L151 261H153L155 258L154 257H156V259L155 260H159L158 259V257L159 256H157V255H162V254H164V259H167L165 262H169L170 263V259H168L167 258V256H169V254L167 253V252H171L172 250H173V248H175L173 245H177L176 246V249L175 250H177V247H178V245H180V243H182L183 245L186 243V246L187 245H190L188 248L190 249V247H191V249L190 250H194L193 252H190L189 251V249H186V248H184L183 247V245H182V248H181V250L183 251V254L185 253V252H188V253H186V255H189L190 253H194V252H196L197 253V256L196 257H199V248L198 247H200L201 245L203 246V248L207 245V247H208V245H209V249L208 248H206L205 247V249H208V253L210 252V246H215V245H217L218 243V245L217 246H220L221 244H224L223 246L225 247H227V248H224V247H222V245L220 246L221 248H223V249H221L220 251L218 250V252H222L221 254L220 253H218V252H216V255L217 256H221V257H223L224 255H223V253L226 255V256H228V254L230 255V252H226V251H232L234 254L231 256V258L229 259L228 257L226 258V261H228L227 259H229V261L231 260V261H233L234 262V260L235 261H238V262H240V260H238V259H240L239 258V255H241L242 253H241V251L243 250V248H240V247H238L239 245L237 244L238 243V241L243 237V236H245V235H243L242 236V234L240 235L239 233H238V231H236V230H240L239 232L240 233H243V230L241 229L242 227H243V229H245L244 231L246 232V230H247V228H252L253 226H255L256 228H258L259 229V227H264V122H262V124H260L261 126H258V128L257 127H255V126H252L251 127V123H249V121H250V119L251 118H253L252 117V115H251V113H250V109H251V111H253L252 110V108H249L245 103H243L241 100H237L236 98H234L233 99V97L231 96V92L229 91V90H231L229 87H232L231 86V84H230V86H228V88H229V90H228V88L226 87L227 86V84L226 83H224L223 84V82H221V81H219L218 79L216 80V77H214L213 76V71H214V69L211 71V74H210ZM220 72H218L219 73V75H220V73L221 74H223V71H225V70H222V68L219 70ZM239 70H236V71H234V72H236V75H237V72H238ZM92 72V71H91ZM131 72H132V74H131ZM135 72V73H134ZM142 72V71H141ZM162 72V73H161ZM164 72H167V71H164ZM176 72H179L180 73V71H177L176 70ZM175 72V73H176ZM186 72V71H185ZM196 72V71H195ZM199 72H201V71H199ZM229 72V71H228ZM232 72V71H231ZM233 72V73H234ZM136 75L137 73V75H140V76H137L136 75V77L137 78H135V75ZM150 74V77H149V74ZM168 73V72H167ZM206 73H208V74H206ZM216 73V72H215ZM214 73V74H215ZM226 73V72H225ZM224 73V74H225ZM81 74V73H80ZM92 74V73H91ZM90 74V75H91ZM99 74V73H98ZM109 74V73H108ZM112 75H113V73H111ZM224 74H223V76H224ZM78 75V74H77ZM85 75H87L88 76V74H85ZM90 75H89V77H90ZM96 74H94V75H92V77L94 76V78L96 77L95 76ZM101 75V74H100ZM99 75V76H100ZM104 75V74H103ZM121 75V76H120ZM124 76V78H122L123 76ZM133 76L132 78L133 79H135V81L133 82L129 77L130 76ZM146 77L145 79H144V77ZM153 75V76H152ZM164 75V77H165V74H163ZM170 75V74H169ZM180 75H181V73H180ZM76 76V75H75ZM86 76V77H87ZM102 76V75H101ZM100 76V77H101ZM106 76H107V78L108 77H113V76H110V75H107L106 74ZM105 76V77H106ZM129 76V77H128ZM171 76V75H170ZM174 76V75H173ZM185 76H188V74H185ZM239 76V75H238ZM83 77V76H82ZM125 77H126V79L128 80H126V82H125ZM138 77H139V80L141 79V77H143L142 78V80L143 81H141V82H138L137 80H138ZM149 77V78H148ZM153 78V80H151L152 78ZM160 77H162V76H160ZM182 77V76H181ZM193 77V76H192ZM221 77V76H220ZM88 78V77H87ZM91 78V77H90ZM104 77L102 76V78L101 79H103ZM107 78H105V79H107ZM168 78H169V76H168ZM174 78V77H173ZM219 78V77H218ZM241 78V77H240ZM70 79H71V77H70ZM72 79H74V78H72ZM77 79V78H76ZM82 79V78H81ZM98 79V81H100L101 79H99V77L97 78ZM121 79V80H120ZM130 79V80H129ZM137 79V80H136ZM175 79H176V77H175ZM187 79H189V78H187ZM191 79V78H190ZM228 79V78H227ZM242 79V78H241ZM67 80H68V78H67ZM79 81H78V83H80V79H78ZM92 80V79H91ZM94 80V79H93ZM95 80H96V78H95ZM108 80H110L109 78H108ZM116 80H119V82L118 81H116ZM123 80V81H122ZM147 80V81H146ZM148 80H150V81H148ZM162 80V79H161ZM169 80V79H168ZM171 80H172V77H171ZM97 81V80H96ZM106 81V80H105ZM112 81V80H111ZM125 82V83H127V82H129V83H134V85L133 84H129L128 83V86L130 85H132L131 87H132V89H130L129 91H128V88H126V90H125V88L124 87H127V86H125L126 84H124V86L123 85H121L122 83L121 82ZM152 81V82H151ZM158 81V82H157ZM189 81H186V82H189ZM88 82H89V80H88ZM135 82H138V84L137 83H135ZM148 82V83H147ZM170 82H172V81H170ZM175 82V81H174ZM185 82V83H186ZM203 82H204V84H203ZM76 83V82H75ZM87 83V82H86ZM90 83V82H89ZM103 83V82H102ZM109 82H107V84H106V87H107V85L109 86V84H108ZM156 83H154V86H155V84ZM165 83V82H164ZM173 83V82H172ZM182 83V82H181ZM67 84H68V82H67ZM82 84V83H81ZM104 84V85H105ZM112 83H110V85H111ZM162 84H163V81H162ZM162 84H161V86H162ZM166 84V83H165ZM186 84H189V83H186ZM78 85H80V84H78ZM94 85H95V83H94ZM97 85V84H96ZM102 86H104L103 84H101ZM113 85V84H112ZM150 85V86H149ZM164 85V84H163ZM229 85V84H228ZM233 85V84H232ZM81 86V85H80ZM89 86H91V85H89ZM93 86V85H92ZM91 86V87H92ZM99 86V85H98ZM98 86H96V87H98ZM136 88H134V87ZM159 86V85H158ZM158 86L155 88L157 91H156V93L158 92V90H160V88H158ZM165 86V85H164ZM164 86H163V88H164ZM167 86V85H166ZM172 86V85H171ZM171 86H170V88H171ZM173 86H175V85H173ZM185 86V85H184ZM90 87V88H91ZM177 88H178V85L176 86ZM84 88V87H83ZM89 88V90H92V89H90ZM93 88V87H92ZM94 88H95V86H94ZM99 88V87H98ZM98 88H96L97 90H98ZM117 88H119V93H117L116 91L118 90ZM130 88V87H129ZM175 88V87H174ZM173 88V89H174ZM188 88V87H187ZM81 89V88H80ZM100 89V88H99ZM120 89H122V90H120ZM144 89V90H143ZM146 89H148V90H146ZM167 89H168V87H167ZM172 89V88H171ZM173 89L171 90V92H173ZM179 89V88H178ZM182 89H184V88H182ZM83 90V89H82ZM88 90V89H87ZM136 90V95H138V97H140L141 99H138V101L140 100H143L144 101V99H146L144 96H143V93H141V96H139V91H137ZM163 90V89H162ZM161 90V91H162ZM164 90H166V89H164ZM177 90V89H176ZM179 90H181V89H179ZM84 91V90H83ZM95 92H96V90H94ZM99 91V90H98ZM101 91V90H100ZM99 91V92H100ZM115 91V92H114ZM120 91L123 93V92H125V93H123L122 94V97H120L121 96V94H120ZM133 91H131V93H128L127 95H128V100L129 99H133V97H134V94H135V92H133ZM167 92H168V90H166ZM204 90H202V91H200V92H203ZM232 91H234L233 89H232ZM88 92V91H87ZM91 92V91H90ZM132 92H133V95H132ZM139 92V93H138ZM200 92H199V94H200ZM204 92H206V91H204ZM81 93H83V92H81ZM86 93V92H85ZM97 93V92H96ZM96 93H94V94H96ZM153 95V96H149V95H151V94ZM184 93V92H183ZM191 93V92H190ZM90 94V93H89ZM93 94V93H92ZM120 94V95H119ZM129 94H131L132 95V97H129L130 95ZM172 94V93H171ZM177 95H178V93H176ZM193 94V93H192ZM191 94V95H192ZM198 94V93H197ZM82 95V94H81ZM105 95H106V93H105ZM104 95V96H105ZM119 95V96H118ZM156 95V94H155ZM173 95V94H172ZM177 95L175 96V98L177 99ZM187 95V94H186ZM204 95V94H203ZM234 95V94H233ZM86 96V95H85ZM144 98H143V97ZM194 96V95H193ZM193 96H191V98L193 99L194 97ZM84 97V96H83ZM187 97V96H186ZM204 97V98H205ZM213 97H215V98H213ZM81 98V97H80ZM92 98V97H91ZM90 98V99H91ZM106 98V97H105ZM110 98H108L109 100H110ZM135 99L137 98L136 96L134 97ZM155 98V97H154ZM157 98V97H156ZM159 98H160V96H159ZM169 98H170V95H169ZM180 98V97H179ZM179 98H178V100H179ZM197 98V97H196ZM195 98V99H196ZM89 99V98H88ZM87 99V100H88ZM90 99L88 100L89 102H90ZM98 99V98H97ZM100 99V98H99ZM121 99V100H120ZM126 99V100H125ZM135 99H133V100H131V103L132 102H134L135 104L137 103V100L135 101ZM147 99L145 100V101H147ZM152 99L150 100L151 101V103H153V101H152ZM171 100L173 99V98H170ZM180 99H182V98H180ZM205 99H207V98H205ZM126 101V103L125 104H123L125 101ZM155 100V99H154ZM157 101H158V99H156ZM171 100H170V102H171ZM187 100V99H186ZM228 100H231L232 101V104H231V101H229L230 102V104L229 103H227V101ZM245 100V99H244ZM85 101V100H84ZM92 101V100H91ZM103 101H105V100H103ZM111 101V100H110ZM139 101V102H140ZM142 101V102H143ZM164 101V100H163ZM173 101H175L174 99H173ZM183 100H181V102H182ZM189 101H191V100H189ZM188 101V102H189ZM201 101V100H200ZM199 101V102H200ZM235 101V102H234ZM102 102V101H101ZM101 102L100 101H97V104L98 103H100L99 105H101V106H105V104L104 103H106L107 101H105L104 103H103V105L101 104ZM112 102V101H111ZM141 102V103H142ZM156 101H154V103L153 104H156L155 103ZM159 102V101H158ZM162 102V101H161ZM235 104H234V103ZM130 103V104H131ZM141 103H139L140 104V106H141ZM148 103V102H147ZM150 103V102H149ZM150 103V104H151ZM165 103V102H164ZM163 103V104H164ZM183 103V102H182ZM202 103V104H203ZM74 105H75V103H73ZM91 104V103H90ZM92 104H93V102H92ZM95 105H97L96 103H94ZM112 104H114V103H112ZM115 104L113 105L114 106V109H115ZM130 104L128 105V108L130 107ZM145 103H143L142 105H144ZM163 104H161V107H162V105ZM174 104V103H173ZM234 104V105H233ZM80 105V104H79ZM108 105V104H107ZM131 105H133V103L131 104ZM137 105V104H136ZM158 106V108L160 107V104H157ZM167 105V104H166ZM166 105L164 106V108L162 107V111L164 112V110H165V108H166ZM171 105V104H170ZM176 105V104H175ZM178 106L180 105V103L179 104H177ZM191 105H193L192 103H191ZM195 105V104H194ZM193 105V106H194ZM195 105V106H196ZM81 106V105H80ZM83 106V108L85 109V106L84 105H82ZM89 106V105H88ZM88 106L86 107V108H88ZM98 106V105H97ZM100 106V107H101ZM110 106H112V105H110ZM112 106V107H113ZM139 106V107H140ZM145 106V105H144ZM151 106V105H150ZM182 105H180L179 107H181ZM192 106V108H193V110L196 108H194ZM71 107V106H70ZM108 108H109V105L107 106ZM112 107H110V108H112ZM133 107V106H132ZM132 107H130V108H132ZM138 107V106H137ZM136 107V108H137ZM152 107V106H151ZM151 107H150V109H151ZM156 107V105H154V108ZM157 107H156V110H157ZM83 108H81V112H84L82 109ZM90 108V107H89ZM93 108V107H92ZM98 108V107H97ZM105 108V107H104ZM116 108H117V106H116ZM129 108V109H130ZM141 108H144V107H141ZM141 108H139V110L141 109ZM153 108V109H154ZM182 108V107H181ZM180 108V109H181ZM60 109V108H59ZM58 109V110H59ZM72 109V108H71ZM74 109H76V108H74ZM100 109V108H99ZM135 109V108H134ZM145 109V108H144ZM144 109H141V111L142 110H144ZM150 109H147V107H146V110H150ZM153 109H151V110H153ZM185 110H182L184 113H185V111L186 110H188L186 107L184 108ZM94 110V109H93ZM105 110V109H104ZM106 110H108V109H106ZM110 110V109H109ZM108 110V111H109ZM113 110V109H112ZM150 110V111H151ZM170 110H171V108H170ZM175 110V109H174ZM189 110H190V108H189ZM188 110V112L190 113H192V109L189 111ZM87 111V110H86ZM85 111V112H86ZM97 111H99L98 109H97ZM134 111V110H133ZM136 111V114H134V115H136V117L138 116L137 114V110H135ZM159 110H157V112H158ZM161 110L159 111V118H162V117H160L163 113H160V112H162ZM173 111V110H172ZM177 111V110H176ZM175 111V112H176ZM196 111V112H197ZM106 112V111H105ZM104 112V113H105ZM111 112V111H110ZM125 112H128L127 114L125 113ZM145 112V111H144ZM156 112V113H157ZM165 112H168V110L167 111H165ZM187 112V111H186ZM195 112V111H194ZM197 112V113H198ZM256 112V111H255ZM52 113V112H51ZM59 113V114H58ZM92 113V112H91ZM95 113V112H94ZM116 113V114H115ZM129 113H131V114H129ZM140 113H142V112H140ZM146 113H148V111L146 112ZM169 113H171V111H169L167 114H169ZM172 113H174V111L172 112ZM190 113V114H191ZM93 114V113H92ZM101 116H100V115ZM99 116L101 117V119L103 118V116H102V112H99ZM105 114H107V113H105ZM104 114V115H105ZM125 114V115H124ZM149 114V113H148ZM147 114V115H148ZM176 115V117H174L175 115ZM173 114V119H175L176 118V120H177V122H178V118H177V114L178 113H174ZM49 115V114H48ZM52 115V114H51ZM91 115V116H90ZM98 115H96V116H98ZM143 115H145L146 116V114H143ZM142 115V116H143ZM164 115V114H163ZM172 115V114H171ZM171 115H169V116H171ZM181 114H179V116H180ZM185 117H186V115L185 114H183ZM183 115H181L180 117V119H182V120H180L179 119V121L180 122H182L183 121ZM83 116H85L84 118H83ZM131 116V117H130ZM140 116H141V114H140ZM142 116H141V119H140V121H138V123H140L141 122V120H142ZM145 116H143V119H144V117ZM154 116V115H153ZM195 116H196V114H195ZM259 116V115H258ZM71 117V120H69V118ZM93 117V118H92ZM110 117V116H109ZM105 118V119H110L111 120V122H112V119L111 118H113V117H110V118ZM139 117V116H138ZM149 117V119H150V117H151V114H150V116H148ZM158 117H154L153 119H157ZM166 117V116H165ZM188 117V116H187ZM186 117V118H187ZM190 117V116H189ZM192 117V116H191ZM54 118V119H53ZM91 118V120L93 119V121L94 122H92V121H90L89 119ZM135 118V117H134ZM158 118V119H159ZM164 118V117H163ZM162 118V119H163ZM171 118V117H170ZM170 118H168V119H170ZM185 118V119H186ZM222 118H229V119H231V121H232V124H231V128H230V130L229 131H227V132H222V136L219 138V139H212L211 138V134H210V131L216 126V123L220 120V119H222ZM82 119H84V120H82ZM100 119V120H101ZM104 119V118H103ZM114 119V118H113ZM138 119V118H137ZM148 119V120H149ZM152 119V118H151ZM151 120V124H152V121L154 122L155 120ZM167 119V118H166ZM173 119H171V121L173 120ZM190 119V118H189ZM194 119V118H193ZM193 119L190 121V122H192L193 121ZM63 120H65L66 121V124H65V121L64 122H62ZM99 120V121H100ZM110 120H105L106 122H108V121H110ZM129 120V121H130ZM146 120V119H145ZM160 120V119H159ZM158 120V121H159ZM165 120V119H164ZM164 120H161V121H159L162 125H164L163 123H162V121H164ZM251 120H253V119H251ZM260 120V119H259ZM57 121V122H56ZM61 121V122H60ZM70 121V122H69ZM89 121V122H88ZM133 121V120H132ZM131 121V122H132ZM144 121V120H143ZM166 121V120H165ZM168 121V120H167ZM170 121V120H169ZM168 121V122H169ZM173 121H175V120H173ZM189 121V120H188ZM59 122V123H58ZM104 123V124H107V123ZM135 122V121H134ZM136 122H137V120H136ZM149 122V121H148ZM156 122H157V120H156ZM159 122H157V123H159ZM190 122H188L189 124H190ZM250 122H252V121H250ZM58 123V124H57ZM90 123V124H89ZM92 123V124H91ZM94 123H95V126H94ZM96 123H97V125H96ZM110 123V122H109ZM138 123H136V124H138ZM141 123H143V122H141ZM144 123H146V122H144ZM157 123L156 124H153V125H155V126H158L157 125ZM160 123H159V125H160ZM165 124H166V122H164ZM170 123V122H169ZM169 123H168V126L167 125H165V127L167 126V127H169V128H171L170 126H169ZM187 123V122H186ZM187 123V124H188ZM100 124V125H99ZM123 124V125H122ZM151 124L149 123L148 124V126H151ZM171 124H173V123H171ZM174 124H176L175 122H174ZM173 124V125H174ZM192 124V123H191ZM249 124H250V126H249ZM66 125V126H65ZM71 125V126H70ZM87 125V126H86ZM124 125H126V126H128V127H124ZM139 125H141V124H139ZM68 126V127H67ZM78 126V127H77ZM97 126V127H96ZM99 126H101L100 127V131L102 132L103 131V129L105 128V127H108L107 129H104V131L103 132H105L104 134H101V132L100 131H98V133L99 134H97L96 135V133L97 132H95V134H93L94 133V128H95V130H98V128H99ZM111 126H112V123H111ZM123 128H121V127ZM172 126V125H171ZM175 126V125H174ZM180 126V125H179ZM56 127V126H55ZM76 127V128H75ZM88 127H89V129H88ZM90 127L92 128V129H90ZM139 127V126H138ZM144 127H146L145 126V124H144ZM160 127V126H159ZM159 127H158V129H156L157 127H154V128H150L151 130H154V129H156V131L157 130H159ZM173 127V126H172ZM177 127V126H176ZM186 128H188L187 126H185ZM50 128V127H49ZM71 128H73V130H71ZM75 128V129H74ZM82 128V129H81ZM129 128V129H128ZM133 128V127H132ZM169 128H167V129H169ZM56 129V130H55ZM77 129H79L78 130V132H76L77 131ZM88 129V130H87ZM128 131H127V130ZM166 129V128H165ZM189 129V128H188ZM58 130V131H57ZM75 130V131H74ZM81 130V131H80ZM83 130V131H82ZM90 130H92V131H90ZM105 130H111V131H109V132H107V131H105ZM112 130H114L115 132H116V134L114 133V131L112 132ZM122 130H125V132H128V134H126L124 131H122ZM129 130H131L130 132H129ZM139 130V131H138ZM143 130H145V129H143ZM162 129H160V131H161ZM163 130H164V126H163ZM161 131V132H159L158 131V133H162L163 132V134H161V135H164V131ZM57 131V132H56ZM79 131H80V133L81 132H83V133H81V134H79V135H77L78 133H79ZM134 131H136V132H134ZM149 131V130H148ZM155 131V130H154ZM188 131V130H187ZM77 134H76V133ZM89 132H90V136H89ZM124 133V136L122 137V135H123V133ZM133 132V133H132ZM140 133V134H143L142 136L140 135V137L138 136V135H135V133ZM144 132H145V134L147 133H150V135L148 136L147 134L145 135L144 134ZM168 132V131H167ZM178 133H179V131H177ZM185 132V131H184ZM46 130H45V135H46ZM107 133H109V134H112V136H113V138H114V140L115 141H113L112 139V136H111V140H112V144H110L111 142H109L110 141V139L108 140V139H103V138H101V137H99L98 135H101L102 137L106 134L107 135ZM114 133V134H113ZM129 133H131V134H129ZM178 133H176V134H178ZM49 134H51L50 132H49ZM76 134V135H75ZM92 134L94 135V137L92 136ZM109 134L107 135V137L109 138L110 136H109ZM128 135V137H132V138H134L133 136H135V138L136 139H138L139 138V140L141 139L142 140V138H143V141H141L140 140V143H142L143 142V144H145L144 145V148H147V141H149V143H148V148H149V145L150 144H152V142H154L155 141V139L159 142V143H161L159 146H161V145H164V144H167L166 145V148L165 149H163L165 146H162L161 147V149L163 150H161L160 148H159V146L157 147V148H159V149H157V148H154V150L156 149V151H154L155 153L157 152V150H158V152L156 153V157H157V155H159L160 154V159L158 160V162H155L154 161V154L155 153H153V147H154V145H153V147H152V150L150 149V152H149V156H147V157H149L147 160H145L144 162H142L143 161V159L146 157L145 156V153H147V152H145L144 150H141V149H143V146H142V148L141 149H139L140 147H141V145H139L138 146V142H136V141H138V140H136L135 138V140L134 139H132V138H130L131 140H134L133 142L135 143L136 142V144H134L133 145V142L129 139V138H126V135ZM134 134V135H133ZM166 134V133H165ZM170 135H167V136H171V137H173V135H171V133H169ZM45 135H44V137H45ZM52 135V134H51ZM50 135V137H52ZM95 135H96V137H95ZM130 135V136H129ZM184 135H186V132L184 133ZM79 136V137H78ZM97 136L99 137V139L98 140H100L99 142H95V144H98V147H99V145H101L99 148L97 147H94V149H93V151H91V150H89L90 149V147H89V145H90V143L91 142H94V140H96L97 139ZM138 138H137V137ZM147 136V141H146V139H145V137ZM153 136H151V137H153ZM186 136H188V135H186ZM54 137V136H53ZM90 137H93V138H96V139H93V138H90ZM149 137V138H148ZM170 137V138H171ZM176 137V136H175ZM174 137V138H175ZM79 138H81L80 140H82V138H83V140L82 141H84L85 142V140H87V138H88V141H90V139L92 140V141H90V143L88 142V141H86L87 142V144H85V143H81L80 144V142H82V141H80L79 140ZM90 138V139H89ZM104 138H106V137H104ZM164 138H166V137H164ZM168 138V137H167ZM174 138H173V140H174ZM41 139V138H40ZM55 139H57V142H53ZM101 139H103L102 141H101ZM145 139V140H144ZM149 139V140H148ZM178 139H182V138H177L176 140H178ZM187 139V138H186ZM189 139V138H188ZM187 139V140H188ZM43 140V139H42ZM42 140H40V141H42ZM123 140V141H122ZM154 140V141H153ZM184 140V139H183ZM187 140H186V142H187ZM103 141H105L106 143L107 142H109V144H110V146L112 145V147L113 148H111V150H114L115 149V147L114 146H116V149L115 150H117V151H111V150H109L110 149V146H109V144H108V146H109V149H108V147H106L105 149H108V150H104V151H101V152H105V153H103V154H106V153H108L109 154V157H108V159L105 161V159H106V156H105V159H103L104 161H105V163L107 164V162H111L110 164H107V166H108V170L107 169H105L106 167V165H104L103 164V160L101 161L100 160V157L98 156V154L100 153V151H97L98 149H101L102 147H103V145H105V142H103ZM144 141H146L145 143H144ZM156 141V142H157ZM182 141V140H181ZM180 141V142H181ZM77 142V143H76ZM78 142H79V144H78ZM103 142V143H102ZM116 142V143H115ZM130 142H132V143H130ZM151 142V143H150ZM156 142H154L156 145H158ZM165 142V143H164ZM168 142H170V144L168 143ZM185 141H183V143L185 144L186 143ZM190 142H191V140H190ZM34 143H32V145H34ZM89 143V144H88ZM101 143V144H100ZM178 143V142H177ZM176 142H174L173 144H175L176 145V147H179L180 145L179 144H181L182 145V143H179V144H177ZM44 144V145H43ZM52 144V145H51ZM54 144V145H53ZM76 144V145H75ZM78 144V145H77ZM103 144V145H102ZM114 144V145H113ZM131 144V145H130ZM169 144V145H168ZM190 144V143H189ZM189 144H187L188 145V147L187 148H189ZM40 145H42V146H40ZM91 145H93L94 146V144H91ZM135 145L136 146H138L137 148L139 149V151H142V153L144 152V154H142L141 152H139L140 154H137V153H135V150H133L134 152L130 155V154H128L129 152L131 153L132 152V148L134 147V148H136L135 147ZM155 145V146H156ZM178 145V146H177ZM186 145V146H187ZM35 146V145H34ZM41 148H40V147ZM43 146H46V149H45V147H43ZM77 146L79 147V148H77ZM87 146L89 147L88 148V150H87ZM92 146V147H93ZM117 146H118V149H117ZM49 149H48V148ZM128 147H129V149L131 150V151H128L127 152V150H129L128 149ZM151 147V146H150ZM170 147V148H169ZM175 147V148H176ZM123 148H125L124 150H122ZM133 148V149H134ZM136 148V149H137ZM182 148H184V146L182 147ZM32 149V148H31ZM49 151H48V150ZM54 149V150H53ZM56 149H58L59 150V152L57 151V155L59 154V156L60 157H64V160H62L63 158H60L61 160L59 161L58 160V158H59V156H58V158H56L55 156H57V155H55V156H53L52 155V152L53 151H56ZM92 149V148H91ZM97 149V150H96ZM104 149V148H103ZM181 149V148H180ZM186 149V148H185ZM50 150H52V152L50 151ZM98 152H96V151ZM146 150H149V149H146ZM33 153H32V152ZM48 151V152H47ZM87 151L89 152V153H91V154H88L87 153ZM91 151V152H90ZM109 151V152H108ZM111 151V152H110ZM160 151V152H159ZM229 151V152H228ZM93 152V153H92ZM94 152H96V153H94ZM127 152V153H126ZM226 152H228L227 154H226ZM85 153L86 154H88V156L89 157H87V155H85ZM111 153H112V155L113 156H115L114 154L116 153V156L114 157L115 159H110V156H112L111 155ZM136 154V155H133V154ZM152 153H153V155H152ZM159 153V154H158ZM161 153H162V156H161ZM94 154V155H93ZM95 154H96V156H95ZM101 154V153H100ZM103 154H102V156H103ZM127 154H128V156L130 157V160L133 158L132 156H134L135 158V160L134 159H132V160H134L135 162L134 163H136V162H139L138 163V165L137 164H135L136 166H131V165H133V164H131V165H129L128 163L130 162V160H129V158H128V156H127ZM226 154V155H225ZM37 155V154H36ZM51 155V156H50ZM107 155V154H106ZM139 155H140V161H137L136 159H137V157H139ZM146 155H148V154H146ZM55 157L56 159H54V162H53V160H51V159H53V158H50V157ZM92 156V157H91ZM93 156H95V160L96 161H98V160H100L101 162H102V165H104V168H103V166H101L102 167V169H101V167H99L100 165H101V163H100V161H99V163H96V161H93L94 159H93ZM108 156V155H107ZM113 156H112V158H113ZM152 156V157H151ZM35 157V156H34ZM48 157V158H47ZM91 157V158H90ZM104 157V156H103ZM155 157V158H156ZM102 158V157H101ZM128 158V159H127ZM158 158V157H157ZM18 159H20V158H18ZM48 159H50V160H48ZM91 159V161H89V160ZM93 159V160H92ZM98 159V160H97ZM109 159H110V161H109ZM129 160V161H127V160ZM114 160V162H112ZM138 160H139V158H138ZM142 160V161H141ZM4 161V162H3ZM29 161V162H28ZM38 160H37V164H39V165H37L39 168H40V165H42L40 162H39ZM13 162H14V164H13ZM142 162V163H141ZM44 163H43V165H44ZM112 163H114V164H112ZM130 163H132V162H130ZM11 165V164H13V166H10L9 168L10 169H8V167H5L6 169H4V166H6V165ZM36 164V163H35ZM35 164H33V165H35ZM49 164V165H48ZM100 164V165H99ZM115 165V166H114ZM113 166L114 168H111V167ZM44 168H46L45 166H43ZM42 167V168H43ZM0 168V169H1ZM109 168H111L110 170H109ZM135 168H137V169H135ZM31 169V168H30ZM85 169V170H84ZM103 171V169H105V170H107L108 171V174H109V172H111V170H113L112 172H113V174H114V179L112 180V182H110L109 181V186L111 187V185L112 184H116V186H114V188H115V190H113L114 188H112L111 187V194H113V192H114V194L113 195H115V199L113 198V195H110V196H112V198H108L106 201H108L109 202V200L111 201V199H114V201H115V203L113 202L112 203V205L113 204H115V206L114 207H109L108 208V210L109 209H111V211H110V215H109V217H107V216H105L104 214H106L105 212H104V214L102 213L103 212V210L104 209H106V208H104V209H100V207L98 206L99 204H98V201L102 204V202L100 201V199L98 198V197H100V192H98L97 190H99V191H101V193L103 194V191L106 189H103V185H105V187H106V185H107V183H106V181L103 183V182H99V183H103L102 184V188H101V184H99L98 185V181L99 180H97L96 181V179L95 178H97L96 176H98L99 174H101V170ZM6 170V172H8ZM45 170V169H44ZM98 170H100V172L98 171ZM2 171H0V172H2ZM3 171V172H4ZM9 171V173L10 174H12V172H10ZM40 171H42L43 172V170H41V168H40ZM47 171V170H46ZM106 171V172H107ZM99 172V173H98ZM106 172H104V173H106ZM137 173V174H134V173ZM9 173H8V177H10L9 176ZM22 173V174H21ZM35 173V172H34ZM33 173V174H34ZM38 173V174H39ZM22 176H21V175ZM28 174V173H27ZM98 174V175H97ZM107 174V175H108ZM112 174V173H111ZM110 174V175H111ZM2 175V173L0 174V180H1V177L3 176H1ZM6 175V174H5ZM53 175H54V173H53ZM102 175V176H101ZM100 176H101V178L103 177V178H105V175L102 173ZM110 175H108L107 176V178L108 177H110ZM136 175V176H135ZM137 175L139 176H141L142 178H139V177H137ZM144 175H146V177H149V175H153V178H154V181L150 184L149 182V185L151 186L150 188H148L147 186H149L148 185V183H145L144 182ZM29 176V175H28ZM46 176V175H45ZM61 176V177H62ZM112 176V175H111ZM47 177V176H46ZM49 177V176H48ZM51 177H52V175H51ZM54 177H55V175H54ZM59 177V176H58ZM5 178H7L6 176H5ZM14 178H16V180H17V182H15L16 180L14 179ZM38 178V179H37ZM68 178V179H67ZM101 178H99V179H101ZM102 178V179H103ZM110 178H112V177H110ZM18 179H19V181H18ZM40 179H39V181H40ZM53 179H55V178H53ZM52 179V180H53ZM61 179V178H60ZM98 179V178H97ZM138 179H140V180H138ZM141 179H143V181L141 180ZM7 180V179H6ZM5 180V181H6ZM34 180V179H33ZM43 180H45L46 181V179L44 178ZM59 180V179H58ZM65 180V181H66ZM69 180V181H70ZM1 181H4L3 179L1 180ZM44 181V182H45ZM51 181V180H50ZM59 181H61V180H59ZM59 181H57V183L60 185V186H58V187H53V189L55 188H58L59 190V193L60 194H66L67 193V195H68V193L70 192L68 189V191H66V185H68V181H67V184L65 185H62V183H66V182H64V181H62L61 183L59 182ZM108 181V180H107ZM9 181H7V183H8ZM34 182V183H33ZM77 182V181H76ZM75 182V183H76ZM7 183H4L5 185L7 184ZM53 183H55V182H53ZM41 184V183H40ZM46 184H48V183H46ZM50 184H52V183H50ZM71 185H68V186H71ZM7 186V185H6ZM42 186V185H41ZM44 186V185H43ZM67 186V187H68ZM71 186V187H72ZM108 186V185H107ZM5 187V186H4ZM34 187V188H33ZM62 187H64V190L62 189ZM76 187V188H75ZM45 188V187H44ZM49 188V187H48ZM47 187H46V189H48ZM50 188H51V186H50ZM73 188V187H72ZM71 188V189H72ZM108 189H109V187H107ZM144 188H146V190L144 189ZM148 188V189H147ZM36 189V190H35ZM45 189V190H46ZM60 189H62L61 191H62V193L60 192ZM107 189V190H108ZM134 189H138L137 191H138V193H140V194H138V193H134L133 195H131V194H129L130 192L132 193V191H134ZM142 189V190H141ZM144 189V190H143ZM41 190V189H40ZM42 190H43V188H42ZM44 190V191H45ZM48 190H51V189H48ZM47 191V190H46ZM57 191V190H56ZM136 191V192H137ZM36 192V193H35ZM95 192V193H94ZM99 194H98V193ZM129 192V193H128ZM39 193H41L42 194V191L41 192H39ZM72 193V192H71ZM107 194H108V191L106 192ZM110 194V193H109ZM140 195V197L138 196V195ZM103 195H105V198L106 197H108L106 194H103ZM136 195H137V197L139 198V199H137V197H136ZM42 196V195H41ZM64 196V195H63ZM66 196V195H65ZM69 196V197H70ZM109 196V197H110ZM54 199H53V198ZM104 196H102L101 197V199L103 198ZM133 198V199H130V198ZM136 197V198H135ZM51 198V199H50ZM59 199H60V197H58ZM70 199V198H68L67 196L65 197V199ZM104 198V199H105ZM65 199H63V201H65ZM103 199V200H104ZM121 199V200H122ZM47 200H49V201H47ZM56 200H57V198H56ZM53 201V202H52ZM71 201H72V203H71ZM120 201V200H119ZM118 201V202H119ZM136 201H138V202H136ZM142 201V200H141ZM57 202H58V200H57ZM66 203H67V201H65ZM123 202V201H122ZM59 203V202H58ZM149 203H150V205H151V203H152V205H153V203L155 204V208L153 207V210H151V208H152V206L150 207V205H149ZM87 204H89V205H87ZM92 206H91V205ZM100 204V205H101ZM103 204H105V201H104V203ZM107 204V203H106ZM104 205L105 207L107 206V205ZM119 205H120V203H118ZM123 204H127L126 202L124 203L123 202ZM35 206L34 207V211L36 212V213H38V215L39 216H42V218H46V217H49V219L48 220H46V221H38L37 219H35L36 220V222L33 220V219H31V217L34 215V213L32 214V212L30 211V212H28V208H27V206ZM109 205V204H108ZM119 205H117V208H119L120 209V207H119ZM148 205H149V207H148ZM89 206H91L90 208H92V209H88L89 208ZM111 206V205H110ZM123 206V205H122ZM122 206H121V208H122ZM54 207H57V209L55 208L54 209V211H56L57 210V212H58V210L60 209V207L61 208H63V210H64V213H55V212H53L52 210H51V208L53 209ZM64 207H65V205H64ZM66 207V208H67ZM148 207V208H147ZM101 208H103V206L101 207ZM125 208H123V210H125ZM119 209H117L118 211H119ZM63 210H59V211H62L63 212ZM116 210V211H117ZM122 209L120 210V211H123ZM49 211H52V213H50ZM109 211L107 212V210H106V212H107V214L109 213ZM118 211H117V213H118ZM129 211H131V212H129ZM66 212V213H65ZM125 212V211H124ZM127 212H126V214H127ZM9 213H11V214H9ZM134 213H132L133 215H134ZM28 214H32V216L31 215H29L28 216ZM60 214V215H59ZM99 214H103V216H105L102 220H104V219H106V221H108V222H111L110 224L108 223L107 224V226L106 225H104V226H100L99 225ZM119 214V213H118ZM125 214V215H126ZM59 216L60 217V220L58 221V220H54V217L55 216ZM62 215V216H61ZM117 215V214H116ZM102 216V217H103ZM38 217V216H37ZM62 217V218H61ZM107 217V218H106ZM133 217H135V216H133ZM135 217V218H136ZM41 218V219H42ZM122 218H123V220H122ZM30 219V220H29ZM39 219V218H38ZM137 219V218H136ZM136 219H134V221L136 220ZM140 219V220H141ZM109 220H111V221H109ZM140 220H138L139 222V224H140ZM234 220V221H233ZM55 221H57V222H55ZM123 221V222H122ZM131 221V222H130ZM137 221V220H136ZM135 221V222H136ZM239 221H240V223H242V227H240V223H239ZM66 222H68V223H66ZM71 222V224H72V227L71 226H69L70 223ZM238 222V223H237ZM104 223V222H103ZM126 223V224H127ZM137 223V222H136ZM238 225H237V224ZM65 224H69V225H67V227L69 226V227H71V228H66V229H68V231L67 232H65L64 231V226L66 227V225ZM140 224V225H141ZM144 224V225H143ZM232 224V225H231ZM234 224V225H233ZM102 225V224H101ZM120 225V224H119ZM132 225H134L135 226V223H133ZM229 225H231V227H229L230 229H232V230H230V233H229V228H228V226ZM236 225V226H235ZM126 226H128V225H126ZM133 226V227H134ZM233 226V227H232ZM237 226H239V227H237ZM118 227V226H117ZM121 228H123L124 229V227H122V226H120ZM130 228H131V226H129ZM129 227H127V228H129ZM132 227V228H133ZM136 227H137V229H136ZM139 227L140 226H138V224H137V226H135L134 227V230H139ZM238 228V229H236V228ZM254 227V228H255ZM126 227H125V229H127ZM141 228V229H142ZM228 228V229H227ZM234 228V229H233ZM260 228V229H261ZM113 229H114V231H113ZM118 229H120V228H118ZM253 229V228H252ZM262 229H264V228H262ZM128 230V229H127ZM133 230V231H134ZM226 230H228V232L226 231ZM251 230V229H250ZM136 231V232H137ZM225 231H226V233H229V235L227 234V235H225ZM233 231H235V232H237V234H235ZM260 231H262V230H260ZM116 232H119V230H117ZM122 232V231H121ZM139 232H140V230H139ZM138 232V233H139ZM142 232V231H141ZM248 232V231H247ZM256 232V231H255ZM258 232V231H257ZM148 233V234H147ZM234 233V234H233ZM251 233V232H250ZM250 233H247V236L248 237H250L249 235H250ZM253 233H254V231H253ZM252 233V234H253ZM262 233H264V232H262ZM261 233V234H262ZM116 234V233H115ZM119 234V233H118ZM124 234L125 235H127V237L126 236H124ZM132 234H134L133 232H132ZM132 234H131V236H132ZM141 234V233H140ZM140 234H136V236L134 237V238H136V237H138L139 238V236L138 235H140ZM231 234H232V236H231ZM249 234V235H248ZM256 234V233H255ZM260 234V233H259ZM135 235V234H134ZM233 235H236L235 237H233ZM240 235V236H239ZM257 235V234H256ZM118 236V237H119ZM224 236V237H223ZM226 236H231V238H232V240H233V238H234V240H233V242L231 241V239L230 238H228V240L226 241V242H232L231 244H229L228 245V243H227V245L224 243V241L226 240ZM238 236V237H237ZM246 236V237H247ZM253 236V235H252ZM258 236V235H257ZM261 236V235H260ZM150 237V238H149ZM180 239H183L184 238V241H189V242H191V243H189L188 241L187 242H184L183 240H179L178 238ZM189 239H188V238ZM237 237V240L235 239ZM239 237H240V239H239ZM43 238H45V239H43ZM122 238H119V239H121L122 240ZM133 238V239H134ZM138 238H136V240H140V239H138ZM141 239H142V236L140 237ZM148 238V239H147ZM186 238V239H185ZM192 238H194V240L192 239ZM222 238V239H221ZM225 238V239H224ZM245 238V237H244ZM254 238V237H253ZM252 238V239H253ZM256 238H258V237H256ZM255 238V239H256ZM262 238H264V237H262ZM37 239V240H38ZM150 239V240H151ZM26 242H25V241ZM131 240V239H130ZM148 240V241H147ZM177 240H179V242H176ZM224 240V241H223ZM246 240V239H245ZM250 240V239H249ZM24 241V242H23ZM30 241V242H31ZM39 241V240H38ZM38 241H36L37 242V244H38ZM40 241V243L39 244H41L42 245V242ZM133 241V240H132ZM131 241V242H132ZM141 241V240H140ZM139 241V242H140ZM142 241H144V239H142ZM145 241H144V243H145ZM183 241V242H182ZM195 242V244H193L192 242ZM218 241H220V242H218ZM222 241H223V243H222ZM241 241V240H240ZM260 241V240H259ZM134 242V241H133ZM133 242H132V244H133ZM137 244L139 243V242H137V241H135ZM173 242H175V244L173 243ZM236 244H235V243ZM254 242V241H253ZM256 242V241H255ZM135 243V244H136ZM179 243V244H178ZM188 243V244H187ZM234 243V244H233ZM259 243V242H258ZM262 243V242H261ZM34 244V243H33ZM44 244V243H43ZM123 244H124V246H123ZM136 244V245H137ZM140 244L141 245H144V244H142L141 242H140ZM162 244H163V246H162ZM191 244H193L192 246H191ZM198 244V245H197ZM232 244L233 245H235V246H232ZM36 245V244H35ZM41 245H38V247H37V249L39 248V246L41 247ZM134 245V244H133ZM194 245H195V247H194ZM200 245V246H199ZM236 245H238L237 247H236ZM249 245V244H248ZM257 245V244H256ZM261 245V244H260ZM262 245H264V244H262ZM130 246L132 247V245H131V243H130ZM135 246V245H134ZM133 246V247H134ZM196 246H197V248H196ZM201 246V247H202ZM216 246V248H218V249H220V247H217ZM23 247H21V248H23ZM128 247L129 246H127V250H128ZM136 247V250L134 249L133 251H134V253L137 251V249H138V245L137 246H135ZM142 247V246H141ZM140 246H139V250H141L140 248H141ZM146 248L147 247V245H144L143 246V248ZM181 246H179V248H180ZM234 247H236V248H239L240 250L238 251L237 249H235ZM245 248H247L246 246H244ZM260 247V246H259ZM130 248V247H129ZM142 248V249H143ZM194 248V249H193ZM215 247L214 248H212V249H216ZM231 248H234V249H231ZM251 248V247H250ZM35 249H36V247H35ZM39 249H41V248H39ZM124 249V250H123ZM147 249V248H146ZM196 249V250H195ZM198 249V250H197ZM202 249V248H201ZM228 249V250H227ZM230 249V250H229ZM248 249V248H247ZM260 249V248H259ZM11 250V249H10ZM15 250H16V248H15ZM17 250H18V248H17ZM23 250H24V248H23ZM138 250V251H139ZM184 250H185V252H184ZM188 250V251H187ZM234 250H237L238 252H237V254H238V257H237V259H236V257L235 256H237L236 255V251H234ZM245 250V249H244ZM244 250L242 251V252H244ZM19 251V250H18ZM27 251H28V249H27ZM144 251H141V253L142 252H144ZM178 251H179V249L176 251L177 252V254H178ZM203 251V249L201 250V252ZM217 251V250H216ZM225 251V252H224ZM262 251H264V250H262ZM37 252V251H36ZM130 252H131V249H130ZM199 252V253H198ZM204 252H206V250H204L202 253H203V255L205 254ZM211 252H213V251H211ZM1 253V252H0ZM22 253V252H21ZM129 253V252H128ZM127 253V255H129ZM139 253V252H138ZM167 253V254H166ZM182 252L180 251V254H181ZM195 253V254H196ZM207 253V252H206ZM246 253H247V250H246ZM9 254V253H8ZM14 254V253H13ZM36 254V253H35ZM40 254V253H39ZM69 254V256L70 255H72L71 257H66L67 255ZM137 254V253H136ZM143 254V253H142ZM142 254H138V257H140V255H142ZM165 254H166V257H165ZM172 254V253H171ZM211 254V253H210ZM213 254V253H212ZM218 254H220V255H218ZM132 255H134V254H132ZM179 255V254H178ZM194 254H192L191 255V257H189V258H192V260L194 261V260H197L198 261V259L196 258V259H193V258H195V255L193 256ZM216 255H214L215 257H217ZM223 255V256H222ZM252 255V254H251ZM5 256V255H4ZM12 256H14V255H12ZM18 256V255H17ZM33 256V255H32ZM31 256V257H32ZM125 256H126V254H124L123 255V257L125 258ZM193 256V257H192ZM205 256V255H204ZM234 256V257H233ZM3 257V256H2ZM36 257V256H35ZM43 257V256H42ZM143 257H145V256H143ZM182 257V256H181ZM232 257H233V259H232ZM241 258L243 257L244 258V256H240ZM16 258V257H15ZM161 259H162V257H160ZM169 258H172L171 257V255H170V257ZM178 258V257H177ZM188 258V257H187ZM188 258V260H190ZM202 259H201V261H200V259H199V261H198V263H203V261H205L204 260V258L205 257H201ZM208 258H210V256L208 257ZM218 258V257H217ZM5 259H6V257H5ZM37 259V258H36ZM143 259V258H142ZM184 259V258H183ZM182 259V260H183ZM39 260V259H38ZM141 260V259H140ZM143 260H145L146 261V259L144 258ZM142 260V261H143ZM150 260V259H149ZM148 260V261H149ZM154 260V261H155ZM170 260V261H169ZM179 260V259H178ZM186 259H184L183 261H181V259L179 260V261H181V262H184ZM191 260V261H192ZM207 260V259H206ZM221 260H224L225 261V256H224V259L222 258V259H219L218 258V261H221ZM242 260V259H241ZM172 261H173V259H172ZM175 261V260H174ZM196 261V262H197ZM210 261V259L207 261V262H209ZM224 261H221L223 264H224ZM227 262V263H229V264H231V263H233V262ZM0 262H2L1 261V257H0ZM8 262V261H7ZM33 262V261H32ZM41 262V263H42ZM158 262V261H157ZM164 262V263H165ZM180 262V263H181ZM195 262V261H194ZM206 262V263H207ZM220 262V263H221ZM4 263V261L2 262V264ZM30 263V262H29ZM28 263V264H29ZM138 262H136V264H137ZM142 262L140 261L139 262V264H141ZM159 263V262H158ZM158 263H156V264H158ZM168 263V264H169ZM177 263H178V261H177ZM176 263V264H177ZM198 263H195V264H198ZM205 263V262H204ZM212 263V262H211ZM215 264L217 263V264H220V263H218V262H214ZM221 263V264H222ZM1 264V263H0ZM6 264V263H5ZM160 264V263H159ZM166 264V263H165ZM225 264H226V262H225ZM234 264V263H233Z\"/></svg>",
  "mask_w": 264,
  "mask_h": 264
},
{
  "label": "built area",
  "instance_id": "obj_3",
  "mask_svg": "<svg viewBox=\"0 0 264 264\" xmlns=\"http://www.w3.org/2000/svg\"><path fill=\"white\" fill-rule=\"evenodd\" d=\"M264 65V63H262ZM232 121L229 118H222L216 126L210 131L212 139H219L222 136V132H227L231 128Z\"/></svg>",
  "mask_w": 264,
  "mask_h": 264
}]
</instances>
